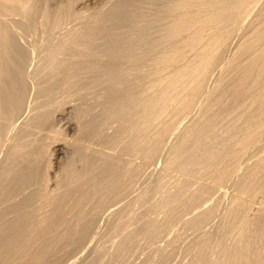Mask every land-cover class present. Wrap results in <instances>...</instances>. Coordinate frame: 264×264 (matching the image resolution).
<instances>
[{"label":"bare ground","instance_id":"1","mask_svg":"<svg viewBox=\"0 0 264 264\" xmlns=\"http://www.w3.org/2000/svg\"><path fill=\"white\" fill-rule=\"evenodd\" d=\"M36 1L38 2L39 0H36ZM40 1H42V0H40ZM32 3H33V1L31 3L29 1V3H28V1L26 2L25 0H0V107H1L0 108V111H2V115H4V114H5V116L7 115V117H8L9 120H11L10 119V116L12 115V117H13V113H15L16 111L20 110L24 106L23 104H25V102H26V101H24V98H26L25 96L27 94L26 91H27V89L29 87L28 86L29 83L27 84L28 80H27V78H25L26 72L24 70L26 69V71H27L28 70L27 69V66H30L29 64H27V62H28L27 60H29L28 63H30L31 62L30 59L32 60V59H35L36 58V57L34 58L35 55H33L37 51V50H35L38 47L36 45V43H35L36 48H35L34 44L33 45L31 44L32 47H34V48L31 47L32 49H30L29 52L27 51V53H26V51L24 52V50L21 51L23 48H19L18 45L16 44L17 42H15V39L17 38V35H19L21 33L19 31V29L21 30V28L24 27L25 32L27 31V33L29 34L30 31H32V30L34 31L35 30V26H39L40 28L42 27L40 25H36V24H38V20L36 18H40L41 16L40 17H34V15L36 14V12L34 14L35 9H34V11L32 9L33 12H31V9H29L32 6L33 7H37V6H34V5H32L31 7L28 6V4L31 5ZM39 5L40 4H38V7H39ZM145 5H146V7L148 6V9H152V10L154 9L153 10L154 12L152 10L150 12V10L146 9L145 8ZM41 6H43V4ZM67 7H66V9H67ZM39 9L41 11L44 8L43 7L42 8L40 7ZM111 9H113V8H111ZM28 10H30V11H28ZM48 10H49V7L46 10L48 12V15L46 13H44V14H46L47 17L46 16H43V15H42V17L44 19L47 18L48 20H53L54 21L55 19H52V14L49 13L50 11H51V13H53L52 12V9L49 10V11ZM72 10H69V11L66 10L65 11L66 14H63V15H65V17L63 16V18L65 19L66 16L68 18L69 16L73 15L74 14V10H73V12H72ZM40 11H39V15H40ZM44 11H45V9H44ZM58 12H60V11H58ZM25 14H27V15H25ZM60 14L61 15L59 17H62V13H60ZM75 14H76V12H75ZM6 15H23V18L24 19L26 18V19L19 21L15 17L17 19V21L16 22H13L12 19L14 17L11 16L13 18L10 19V16L7 17ZM39 15H37V16H39ZM54 15L57 16V18H58V15L59 14L58 15L53 14V17H54ZM74 17H77V16L75 15ZM67 18H66V20H67ZM64 19H62V20H64ZM82 19H83V17H82ZM110 19L111 20H114V21L116 19L115 22L113 21V23H115V24L118 23V20L119 19H122V23H123V21L124 22L127 21V22H129L127 24H130V28L128 26L127 29H129V30H127V31L124 30V31H126V33H124V32L123 33H121V32L118 33L115 30H114V32H116V33H114L112 30L108 29L109 30V33H110V31H112L113 33H111V35L108 33L109 35H108L107 38H109V37L110 38H109V40L107 39L108 40L107 43L108 42L109 43H113V45H112L113 47L110 46V49L109 50L104 47V51L106 53H104V54L101 55V54L96 53L94 51V48L97 47V46H94V42H95V44H97V41L99 40L97 38V35H98L99 32H97V31H100L101 34H102V32H105V30L107 31V29L104 30V28H105L106 25H107L106 27H108V25H109L108 21ZM10 20H12V21L10 22ZM35 20H36V22H35ZM45 21H46V19H45ZM57 21H58V19L56 20V22ZM12 22H13V24H14L15 27L14 26L13 27H10ZM56 22H55V24H56ZM96 22L97 23L95 24V26L93 27V29L91 27L89 28V30L91 29V32H89V34H87L88 33L87 32L86 33L87 35L85 34V35L79 36V34H80L79 31L80 30L79 31L76 30V32L77 31L79 32L77 36L75 35V32H74V35L76 36V37H74V39L73 38L70 39L72 37V35H70V34H72L73 32L69 34L71 37L70 36L67 37L66 35H64V36H66V38H65V41L66 42L70 40L69 41L70 43L69 42L67 43L68 46L65 45V46L62 47V45L63 44H66V43L64 42V40L61 37L60 38L61 40H59L61 42H59V43H63V42L64 43L61 44L60 47H59V44L56 47L58 50H59V48L62 47L60 49V51H58L57 49H55L54 46H53L54 48H52V50L50 49L51 47L48 48L49 50H51L53 52L54 57L53 58H50L49 57L52 61L49 60V62L47 61V63L45 61V63L47 65H43L45 63H43V61H42V63H43L42 65H43V67L45 69L47 67H48V69H51V70H48L47 69L48 71H53V70L55 71V70H57L59 68L58 66L67 63V62L64 63V61H62V60H65L66 57H68V55L65 57V59L62 57L63 59L61 61L63 63L62 62H59V60L57 59V58L60 57V55L64 56V53L67 50L69 51L72 48V46H73V48H75L74 49L75 51L77 50L76 48L83 49V50L80 49V50H77L76 51L77 52V55L81 56V59H83L82 60L83 63H81V65L83 64L84 65V68L82 69V71L84 70L87 73H91L92 76L91 75L88 76L87 74H86L87 76L86 75H83V76H86V77H83L82 76L85 79H88V78L90 79L91 78L90 80L88 79L90 81V83L87 80L88 82H84V83H89V84H87V85L84 84V83L82 84V85L85 86V88H86V89L84 88L85 90L84 89H81V88H83V86H80L81 88L80 87H77V88H79V90L84 91V93H80L79 94V90H76L78 92L73 91V93H72L73 95L72 96H74V98L76 96L75 102L78 100V97L77 96L80 97L79 99H81V98L82 99H84V98L87 99L88 98L87 96H89V95H92V96L94 95L95 97L99 96V98H101L100 97V95H101V96L106 97L107 101L109 100L108 98H110V100H109L110 102L107 103V101H106V103H107L106 104L103 101L104 102L103 103L104 106H102V107L100 106V108H103L104 107L103 108V113L104 114L101 111L102 109L100 110L101 111V115L103 114L105 116V113L106 114H111V112H113V109L114 108L116 109V107H117V112H116V110H115V112H113L114 115H115V116L113 115V117H114L113 119H116L117 122L114 121L111 118L112 115L110 117L109 116H105V120L108 119V118H111L110 120H113L115 124L116 123L118 124L117 126H120V127H118V128H120V131L122 130L121 129V126L125 127V129L123 128V132L124 133L122 132V135L119 133L120 131L118 132L119 129L116 131L117 134L115 132L116 129L113 130V132H115V134L113 136H111V137H114V136L115 137H114L113 140L111 139V141H110V142H113L114 144L112 143V146H111V144L109 143L110 144V147L113 150V151L110 152L111 155H110L109 160L113 161L112 163H114V164L116 163V165L110 164L109 169L112 166H115V167L117 165H121L122 166V164H121V163H123L122 161L125 162L126 168H128L129 164L131 165V166H129V168L130 167L133 168L132 167L133 165H134V168H136V167L138 168L140 165H138V163H139L138 162L137 163V166H135L136 165V162H135L136 160L135 159H137L139 157H140L139 158L140 160H143V159L144 160H147V161L148 160H151V162H152L153 161L152 158L155 155H157L158 152H162L160 150L161 149L163 150V147H165L164 145L168 142L167 140H168V138H170L169 136H172L176 131L178 132V130H180L179 128H181L180 125H182L181 123H183V120L184 119L186 120V118L188 116H191V114L194 113L195 110H197V113H195V116L193 115L192 116L193 118H190V119H192L191 122L190 123L188 122L189 124H186L187 126H184L183 127L184 129L181 128L182 130H180V132L178 134V137H177V139H179V140H177V141L175 140L176 143L173 141V143H175V144L172 143V145H171L172 147L170 148V152L167 150V154L169 153L168 154V157H166L167 158L166 159L167 161H166V164L164 165L165 167H164L161 175H159L158 176V179L155 180L156 183L153 181L154 184L152 185V187H149L150 184L148 186L150 189L152 188V190L154 188L153 191H155V193H156V195L158 197H155V199L152 198L153 195L151 197H149L150 194H151L150 192L152 191V190L150 191L149 188H146V189H148L146 192L144 191L142 194L140 193L141 195L139 197H137V199H135V202L134 201L133 202L136 203L138 207L139 206L140 207H145V208H141V209H143V211L145 209L144 213L137 212L136 210H138V207H136L137 209H134L133 208L134 211H136L137 213H135L133 210H130L131 208L129 209L131 212H129L127 210L126 212L124 211L125 212V213H123L124 215L121 213L120 216L121 215L122 216L119 217L118 221H115V222H120L119 225H122V227H123L122 229L123 230L122 229H118L120 231L122 230L121 231L122 233L116 234L117 236L115 235L116 236L115 237V236H113V234H114V232L116 230L114 231L113 229H114V227H116V229L119 228V227H117L118 224H117V226H115V225H114V227L112 226L113 229H111L108 226L111 230L114 231L113 234L111 235L112 237H110V243H113L114 239L117 240V242H118L119 245L117 244L116 241H114V243L116 242V244L118 245V249H120L118 254L120 256L121 255L122 256L125 255V257L128 256V255L131 256L129 254L131 252L128 253V251L126 252V250H128L127 247H129L127 245L128 244L130 246L133 245V243L136 242V240L138 238V236L137 237H134V234L137 233V232H134L135 231L134 230L135 225L136 226H139V224L141 222H143L145 224V227L144 228L142 226H139L140 227L139 228V232L140 233H141L142 229L144 230V232L142 231L143 233H145V229H147L148 232H146L145 234H148L149 231H151L152 229H153V231H156V229H159L160 228L159 227L160 226L159 225V221L163 222L160 219V217L162 218L163 212L166 211V208L168 207V205L171 202L174 203L175 200H181L182 199V200H184L183 207H185L188 204H190V203L194 202L195 200H197L201 196V193L204 194L203 192L200 191L201 189L204 190V188H205L206 191H207V194H208V188L210 189L212 186L214 187L213 183L211 184L212 186L209 185L210 186L209 187L208 184H207V182H205V180H207V179L210 180L208 177H210V178L212 177L211 180L213 179L212 182H214V183H215L214 180H216V181L218 180L220 183H225L226 182L227 184H229V181L227 182V180L229 178H231L232 175L235 176L233 174L234 172H232L233 171V168H232L233 165H231V163L229 162V161H231V160H229V159H231L230 158L231 153H230V148L229 147L233 143H235V141H237V138L239 139V137H238L239 136V132L241 133V131L246 130V131H244V134H243V132L241 133L243 139H242V137L240 138L241 141H238L237 142V145L238 146L236 145V147L234 148V150L239 147L240 150L237 149V152H239V151L241 152V151L245 150L243 148H248L247 150L251 151V154H252L253 151L249 149V146L252 145L251 147L253 148V146L260 144V154H258V155H260V158H258L257 162H255L254 164L252 162L253 165L249 166L247 168V171H244L243 170L244 173L245 172L246 173L243 176H241L243 178L237 184L238 190L240 189V192L237 193V194L235 193L236 195L233 197L232 205L231 206L229 205V207H231L230 208V212H229V219H228L229 221L226 222V223L229 224L228 225L229 226L228 229H231V231H230L231 234L233 233L232 232V229L233 230H235V229L240 230V231L237 230L239 232V233L237 232V234L239 235L238 239L241 237V240L245 239L244 242L246 240L248 241V239L252 235V238H251L252 241L249 239V242H251V244H250L251 246L250 247L248 246V248H251L252 251H253V248H252L253 247V243L252 242H253V239H254V235H255V237H257L258 232H260L259 233L260 234V237L259 236L257 237L258 239H260V244L257 245L255 243L254 248H256V250H255V252H253V254L255 253L254 254L255 256L254 255H252V256L257 257L258 255H256V254L257 253L260 254V260H259L260 263L259 264H264V0H122V2L118 5V7L115 10H111V11L106 12L105 14H103L101 16V18L98 21L96 20ZM46 23H47V21L44 22V23L42 22V25L43 24H46ZM48 23H51V21H49ZM60 23H61V19L59 20V22H58L57 25H55V26L52 25V27L53 26L55 27V28H53V30L56 29L55 32H57V29L59 30V28H56V27H58V26L61 27L60 26L61 25ZM120 23H119V26H120ZM122 23H121V25H122ZM52 24H54V22ZM62 24H63V21H62ZM127 24H124V28L126 27ZM48 26L46 24L45 27L47 28ZM82 27H83V24H82ZM111 27H113V26H111ZM11 28H17V29L13 31ZM101 28H103V29H101ZM113 29H114V27H113ZM121 29H123V28H121ZM121 29H120V31H121ZM43 30H44V28H43ZM60 30L62 31V27L60 28ZM101 30H103V31H101ZM45 31H46V29H45ZM49 31L52 32L51 30H49ZM73 31H74V29H73ZM81 31L83 32V30H81ZM22 32H24L23 29H22ZM67 32H66V34H67ZM16 33H17V35H16ZM100 33H99V35H100ZM36 34L37 33H35V35ZM82 34H84V32ZM95 34H97V35H95ZM112 34L113 35L114 34H117L116 37L114 35V37H115L114 39L112 38L113 37ZM93 35L96 36V37L94 36L95 39L93 38ZM31 36H33V35H31ZM100 36H102V35H100ZM238 36L240 37V40L237 42L238 44L235 42L237 44L236 46L234 44V46L236 47V52L234 53L233 58L228 59L229 57L226 58V56H227L226 54L228 52V49H229L230 45L233 44L232 41L236 37H238ZM45 37H46V35H45ZM99 38L101 39V37H99ZM111 39H113V41ZM50 40H51V38H50ZM62 40H63V42H62ZM92 40H93V47L91 46L92 45ZM103 40L104 39L102 38L100 40V42L102 41L104 43ZM105 43H104V45H105ZM107 43H106V47L109 44V43L108 44ZM55 45H56V43H55ZM231 47H232V45H231ZM235 47L233 49H235ZM99 49L100 48H98V51L103 52L102 50H99ZM105 49L108 50V51H106ZM25 50H26V47H25ZM27 50H28V48H27ZM55 50H57V51H55ZM75 51H72V52H75ZM68 53H70V52H67V54ZM19 54H20V56H19ZM50 55H51V53H50ZM31 56H33V58H30ZM57 56H59V57H57ZM71 56H73V55H71ZM74 56H76V53H75ZM102 56L103 57H106V60H103ZM39 57H40V55H39ZM59 59H61V58H59ZM68 61H69V59H68ZM32 62H33V60H32ZM79 62H81V61H79ZM79 62H75V63H79ZM34 63H35V61H34ZM36 63H38V62L36 61ZM149 63H151L150 64L151 66L148 65ZM26 64H27V66H26ZM68 64H70V63H68ZM42 65H40V66L42 67ZM76 65L77 64H75L74 66H76ZM146 65H148V66H146ZM53 66H55V67H53ZM24 67H26V68H24ZM144 67H146L148 70L147 69H144ZM44 68L42 69L43 71H41L42 73H40L38 71L40 74H42L41 76L44 75L43 77H45V73L43 74ZM61 68L63 69V67H61ZM64 68H65V66H64ZM66 68H65V70H66ZM76 68L74 69L75 72H73V73H78L79 72V71L76 72ZM79 68L80 67L78 66V69ZM70 69H69V71H70ZM31 70H32V68H31ZM35 70H36V68H35ZM59 70H58V72H59ZM217 70L219 71L220 74L217 73L219 75L217 76L216 80L214 79L215 80V83L209 81V82L213 83V86L214 87L212 86L209 90H211L212 88L213 89L210 92H208V89L205 88L206 86H208L206 84H207L208 80H210L214 76L213 74ZM54 71H53V74H55ZM80 71H81V69H80ZM84 71L81 72V73L84 74ZM132 72H133V74H132ZM49 73H48V75H49ZM60 73H64V72L61 71ZM65 73H66V71H65ZM65 73L63 74V77L64 78L66 76ZM128 73H131V75L129 77L131 78L133 76V78L130 79L129 77H127L128 76L127 75ZM40 74H36L35 73L36 76L34 74H33V76L38 77ZM68 74H72L71 71H70V73H67V75ZM48 75H46V76H48ZM55 75H54V78H55ZM59 75H61V74H59ZM59 75H56V76H59ZM41 76H39V77H41ZM49 77H50V75H49ZM49 77L48 78L45 77L46 79L43 78L44 80L43 79H41V80H43V81L46 82L47 79H50ZM52 77H53V75H51V79H52ZM66 77H68V76H66ZM74 78H71V79H74ZM80 78L78 77V80ZM59 79H62V77H59ZM85 79H83V81ZM37 80H36V82H38ZM63 80H65V79H63ZM66 80H67V78H66ZM66 80H65V82H66ZM78 80L75 81L77 84L80 83V80H79V83L77 82ZM68 81H67V83H68ZM55 82H57V81L55 80ZM71 82H74V80L71 81ZM106 82L107 83L109 82L108 84H110V85L107 88L100 89L101 88V85H104V84L106 85L107 84ZM122 82L126 83V84H124L126 87L122 84ZM62 83H63V81L61 82V86H62ZM44 84H46V83H44ZM48 85H49V83H48ZM122 85L124 86V88H123ZM204 85H206V86L204 87ZM38 86H39V84H38ZM61 86H59V87H61ZM111 86H113L114 89L111 88ZM67 87H69V86H67ZM71 87L72 86H70V88ZM39 88H41V87H39ZM62 88L65 89L63 86H62ZM205 89L207 91H205ZM67 90L69 91V88ZM72 90H74V89H71L69 93H71ZM45 91H47V90H45ZM51 91H53V89ZM57 91H58V89H57ZM54 92H53V94H55ZM46 93H48V91ZM74 93L75 94L78 93V95L77 94L75 95ZM48 94L50 95L51 93L49 92ZM53 94H51V95H53ZM59 94H60V97H63V96H61L62 94L63 95L64 94L67 95L68 93H66V92L65 93L59 92ZM107 94L109 96H107ZM80 95L83 96V97H81ZM53 96L55 97L56 95H53ZM68 97H69V101H70V98L71 97L70 96H68ZM95 97H93V98H95ZM7 98L10 100V102H9V100ZM50 98H51V96H50ZM91 99H92V97H91ZM106 99L104 98V100H106ZM50 100H52V98ZM54 100L55 99H53L52 101H50V103H52V105H55L56 103L60 102V101H56L55 100L56 103L53 104V101ZM62 100H64V99H62ZM95 100H96V98H95ZM102 100H103V97H102ZM102 100H101V103H102ZM6 101H7L8 104H6ZM80 101H82V100H80ZM94 101H92V102H94ZM66 102H68V101H66ZM86 102H88V99L86 100ZM79 103L77 101V104H79ZM56 105H58V104H56ZM66 105H68V104H66ZM83 105L84 104H82V106ZM86 106H87V104H86ZM88 106L86 107V109L87 108H90L92 105L90 107H88ZM85 107L83 109H85ZM92 107L96 108V106H94V105ZM45 109H46V107H45ZM83 109L81 111H83ZM91 110H93V109H91ZM97 111H98L97 108H96V110H93V112H97ZM9 112H11V114H9ZM62 112H64V111H62ZM20 113H19V115H20ZM83 113L84 112H82L81 114L83 115ZM85 113H87V112H85ZM15 115L17 116V114H15ZM93 115H96V114L93 113ZM101 115H100V117H101ZM83 116L85 117L86 115H83ZM87 116H90V115L87 114ZM14 117L12 119H14ZM81 118H83V117H81ZM103 118L104 117H102L101 119H103ZM67 119L68 118H64L63 117L62 121H64V125L67 124L66 125V128L72 130L74 128V127L72 128V123L73 122L72 121L70 122ZM87 119L84 118L83 120H87ZM89 119L93 120L92 118H89ZM88 122H87L88 123L87 124L84 121V123H85V124L83 123L84 130H86V126L90 124V121H88ZM108 122L109 121H104L102 124L108 123ZM110 123L112 124V121ZM114 123H113V126L115 125ZM102 124H101V126H102ZM91 125L92 124H90V126H88V129H90L89 127H91ZM117 126H115V127H117ZM97 128H100V127H96V129H95L96 131H97ZM0 130H2V129H0ZM93 130H94V128H93ZM90 131H92V129H90ZM98 131H100V130H98ZM103 131L105 133H107V131H105V130H103ZM2 132L0 131V133H2ZM102 133L100 131L99 134H101V136H102ZM99 134L97 135V138L99 137ZM3 136H4V133H3ZM87 136H90V135L87 134ZM93 136H94V134H93ZM108 139H110V138H108ZM171 139L172 138H170V141H171ZM92 140L95 141L94 138L91 139L90 141H92ZM100 140L101 139H99V141ZM103 141L105 142V140H103ZM105 146H107V145H105ZM231 147H234V145L231 146ZM17 148H16V150H17ZM122 148L125 150V152L126 151L128 152L127 155L129 154L132 157V158L128 157V159L130 158L129 161L127 159H126L127 160L126 161L125 159L122 158V154L120 153V151L122 150ZM254 150H256V149H254ZM56 151L61 152L62 149L61 148L60 149H56ZM245 151H243V152H245ZM122 152H123V150H122ZM233 152H234L233 154H235V155L238 154L236 151H233ZM110 153H108L106 155H109ZM158 154H160V153H158ZM14 155H16V154H14ZM19 155H21V154H19ZM242 155H244V153ZM245 155H247V154H245ZM126 157H124V158H126ZM141 157H143V159ZM231 157H232V160H233V156L232 155H231ZM236 157L238 158L239 156H236ZM17 159H19V158H17ZM105 159H106V157H105ZM238 159H240V161L242 162V158H238ZM243 159H244V156H243ZM86 160H87V158H86ZM144 160H143V163H145ZM94 161H96V160H94ZM231 162L232 163L233 162L236 163L238 161H231ZM245 162L248 163V160H245ZM30 163H32V162L30 161ZM96 164H97V162H96ZM106 164L108 165V163H106ZM125 164H124V166H125ZM238 164H239V162H238ZM238 164L236 163V165H238ZM102 165L103 166H101V167H103V169L105 170V172H106V170H107V172L113 170L112 168H111L112 170L107 169L106 167H104V164H102ZM141 165L143 166L142 163H141ZM228 165L231 166L232 171L230 170L231 168ZM236 165H235V168H234L235 170H236ZM239 165H241V163ZM242 165H243V162H242ZM25 166H24V168L25 169L27 168V169L26 170L24 169L23 172L20 173V175L18 177H15L16 180L15 179H10L11 182L8 183V185L10 187L12 186V184L10 185V183H12V180H13V182L15 180V183L13 184L14 187L12 186L11 191L8 190L6 192L7 194H4L5 196H3V197L4 198L6 197V199H4L3 197L2 198L0 197V199H1L0 201L3 203V205L5 204L4 206L6 208V212L7 211L10 212V214L8 212V215H7V213L4 212L5 209L4 208L2 209L0 207L3 210L2 211L0 209V213H1L0 216L3 217V221H0V225L2 226L4 224L3 226H4V229H5L3 231L2 230L3 228H0V231H2V232H0L1 233V235H0V250L4 254L1 251L0 252H1V255L3 254V256L6 257V258L7 257H10L11 251H9L10 253H9V256H8V253L7 252H4V250L6 249L5 251H8L7 249L9 248L8 246H10V245L13 248L16 245H22L21 248H18L17 250L13 251L14 254L11 253L12 254L11 255L12 257H13V255H16V252H17V254L20 253L19 256H21V255L23 256L24 253H22V252H24V251H25V254L29 251L27 253L28 254L27 256H29L30 253L32 254L33 253V249L31 247H35V242L34 241H36L35 240L36 239L35 235L37 234V232H35V230H33V229H36L34 227H37L38 228V227H41L42 226L41 228H44L48 224V222H47V224L46 223H43V222H44V219L46 218V216L50 213V210H47L48 211V214H46V215L44 213H41L43 211L40 212L41 215L43 214L45 217L42 215V218L41 217L40 218L43 219V221L40 220L39 222L37 221V220L40 219V218L37 219L38 218L37 217L38 216L37 214L39 212L35 211V209L37 208V206L40 203V201H42L40 199L41 198H44V197H42V193L40 192V190L42 189V187L40 186L41 189L38 187L39 186V177H41L40 176L41 174H39L40 172L39 173L37 172L36 168L34 169L36 172H33V170H31L30 167H25ZM98 166L100 167V165H98ZM142 166H141V168H142ZM10 167H11V165H10ZM22 167H20V168L22 169ZM31 167H34V166H31ZM119 167L120 166H118V167L115 168L118 171V174H117L118 176L120 175V172L117 169ZM95 168H97V167H95ZM245 168L246 167H244V169ZM12 169H13V167H12ZM18 169H19V167H18ZM28 169H29V171H28L29 174L28 173L26 174V172H27ZM90 169H92V168H90ZM121 169H122V167H121ZM130 169H128V170H130ZM237 169H238V167H237ZM241 169H242V167H241ZM5 170H7V169H5ZM8 170L11 172V168L8 169ZM8 170H7V173L5 171V173H6L5 174L6 175L5 176L6 179H7ZM80 170H81V168H80ZM101 170H102V168H101ZM101 170L99 169V171H101ZM104 170L101 171V173L103 172L102 174L105 173ZM128 170L126 169V171H128ZM136 170H139V169H135L134 172H136ZM13 171L14 170H12V172ZM17 171L19 172V170H17ZM17 171H16V173H13L14 176H15V174L17 176ZM126 171H123V172L121 171L122 172V174H121V177L122 178L125 177V175L123 176V174H126L127 175V173H129V171L128 172H126ZM141 171L143 173L144 170L140 169V172ZM238 171H239V169L237 170V172ZM124 172H126V173H124ZM72 173H73V171H72ZM74 173L72 174V176L75 175ZM93 173L95 174L94 170L92 171V174L91 175H93ZM101 173L99 175L98 174H95L94 176L95 177L98 176V178H99V176L102 175ZM235 173H236V171H235ZM88 175L86 177L87 183L90 182V181H93L92 186L90 187V189H88L87 187H85V184L83 185L81 183L82 185L78 186L79 189H78V187L75 186L76 189H77L76 191L78 193L76 191H72L75 188L71 190V194H74L76 196V197L74 196L75 199H76V200L74 199V201H75L74 203H77V205H74L72 203V205L76 206V208L78 206L82 205L81 203H83L85 201L88 204V202L91 200V198H93V196H95V198H96V196L98 195L99 196L98 198H101V197H103V196L106 195V194L105 195H101L100 194L101 195V197H100V195L97 194L98 192H96V191H98L97 189L99 187H102V185H104V188H105V184H102V183L105 182L103 180L106 177H104V176L102 177L101 176L102 178L100 177L101 178L100 180H102V181L99 182V181L96 180L97 178H95L93 176H88ZM67 176L68 175L66 174V178H67ZM82 176L84 177V175H82ZM118 176H116V179H117ZM140 176H141V174H140ZM41 178H42L41 181L43 179H46L45 176H44V178L43 177H41ZM68 178H69V176H68ZM68 178H67V180H65L66 182L71 179V178L70 179H68ZM73 178H72V180H73ZM137 178H138V176H137ZM232 178H234V177H232ZM78 179H80V178H78ZM7 180H9V179H7ZM72 180H71V184H72V182H74ZM126 180H127V177H126ZM43 181L45 182V180H43ZM43 181H42V184H43ZM81 181H82V179H81ZM108 181H106V186L108 185V183H107ZM112 181L110 180V183ZM119 181H121V180H119ZM6 182H8V181H6ZM60 182H62V181H60ZM153 182H150V183H153ZM210 182L211 181H209V184H210ZM48 183H49V180H48L47 184ZM79 183H80V181H79ZM85 183H86V180H85ZM117 183H119V182H117ZM68 185H69V183H68ZM111 185H112V183H111ZM117 185H120V183L117 184ZM33 186H35V187L37 186L34 189V193H36V194L38 193L39 196L35 194L36 195V198H34L33 195L31 196V194H30L31 187H33ZM128 186H129V184H128ZM216 186H218V184ZM221 186H222V184H221ZM223 186L225 188V185H223ZM234 186L232 185V187H234ZM125 187H127V186H125ZM28 188L30 189L29 195L27 193L28 190H29ZM43 188L45 189L46 187L43 186ZM69 188H70V186H69ZM104 188H102V189L100 188V189L105 192V190H103ZM106 188L105 189L108 190V187H106ZM216 188L218 189V187H216ZM216 188H215V190H216ZM220 188L222 189L223 187H220ZM48 189L49 188H47V191H49ZM109 189H111V188H109ZM122 189H123V187H122ZM212 189H211V192L213 193ZM38 190H39L40 194H39ZM66 190L64 192H68L69 189L67 188ZM114 190H115V188H114ZM93 191H95L96 193H94ZM153 191H152V193H153ZM219 191H220V189H219ZM256 191L260 192V206H259L260 208L258 207L260 209V212H259L260 215L257 212V214L260 216V219H259L260 220V223L257 222V221H255V220H257L255 217H254V221L257 222V223H259L258 225L260 226V230H257V229H259V226L258 225H257L258 228L255 225L256 228H257L256 230L254 229V227L252 229L251 226H254L253 223H252L253 220L251 221V223H252V225H251L250 224V221H249L250 219L248 220L249 217L246 216L247 213H248V211L250 212L251 208L254 211L252 205H256V204H253L252 203V200L250 199V197L253 194H255ZM9 192L11 193V195H10ZM110 192H112V191L109 190V193ZM199 192H201L200 195L198 194ZM209 192H210V190H209ZM14 193L17 194L19 197H21V196L22 197H25L24 198V201H22V205L21 206L19 205V202H18V199L19 198L14 201L13 198L16 196ZM60 193H63V191L60 192ZM91 193H94L93 196L91 195L92 197H90V194ZM123 193H125V191ZM127 193H125L126 196L128 195ZM214 193H215V191H214ZM51 194H53V192ZM65 194L63 195L64 197H65ZM118 194H120V193H118ZM197 194H198L199 197L197 196ZM9 195H10L11 198L14 196L12 198L13 201L11 202V203L15 202V203H13L14 205L12 204L13 206L11 204H9L12 199H10V200L8 199L7 200V196H9ZM47 195L48 194H45V191H44L43 196H45V198H46ZM111 195H110V197H111ZM245 195L247 197H245ZM18 196H16V197H18ZM30 196L33 199H31ZM120 196H122V195H120ZM53 197H50V199H52V198L53 199L52 200H49V202H50V204L52 203V206L56 207L55 206L56 204L54 205V203L55 202L57 203V201H58L59 198L56 201L55 199L57 198V196L53 195ZM38 198H39L40 201L38 200ZM88 198H90V200H88ZM98 198H96L95 200L97 201ZM150 198H152V199H150ZM206 198H208L207 195H206ZM35 199H37V200L35 201ZM104 199H106V198H104ZM122 199H123V197H122ZM122 199H120V200H122ZM202 199L204 200L203 197H202ZM4 200L6 202H4ZM47 200H48V196H47ZM60 200L61 199H59V202L61 203L62 200L61 201ZM100 200H102V199H100ZM7 201H9L8 202V204L10 205L9 208H8V205H7ZM37 201H39V203ZM51 201H54V202H51ZM91 201H93V200H91ZM103 201H105V200H103ZM1 202H0V204H1L0 206H2V203ZM16 202H18L17 205H16ZM101 202H100V204H101ZM199 202H200V200H199ZM199 202H198V204H199ZM62 203H64V202H62ZM89 203L91 204V202H89ZM92 203H94V201ZM201 203H204V202H201ZM106 204L105 205L103 204V205L106 206ZM181 204H182V202H181ZM40 205H42V202H41V204H39V207H38L39 209H41V206ZM59 205L60 204L58 203V207H59ZM92 205H89V206H92ZM16 206H18L17 207L18 209L20 207L21 208L18 210L16 208ZM42 206H44V204ZM45 206L47 207V204ZM45 206L43 207V209H45ZM10 207H11V209H10ZM13 207H14L15 210L13 209ZM93 207L94 206H92L91 208L93 209ZM173 207H174V205H173ZM169 208H170V206H169ZM176 208H177V206H176ZM190 208H191V206H190ZM197 208L199 209L200 206L197 207ZM254 208H255V206H254ZM258 208H257V210H258ZM16 209H17V211H18L19 214L17 213ZM39 209H36V210H39ZM92 209H91V212H92ZM141 209H139V211H142ZM181 209H183V208H181ZM176 210L177 209H175V211ZM12 211L13 212L16 211V213L18 214V216L19 217L21 216L19 218L20 220H21V218H22V220L24 219L23 222L25 223V225H26V222H27L25 220V218L28 219V215L30 216L29 217L30 219L32 217V219L35 221L36 224H38L40 222H42L43 225L45 224L44 227H43V225L41 223H40V226H39V224L36 226V225H34L35 224L34 221H29V222H31V223H29V225H32V223H33V225L31 226L33 228V229L31 228L33 230V232H30L31 233L30 234L31 238H32L33 234H35L34 237H33V239L34 238L35 239L34 240L32 239L33 241L30 240V237H28L29 234L26 235L29 239L24 235V233H22L23 234V236H22L21 232L25 228V227H23L25 225H23L24 223L17 218V215L16 214L13 213V217L15 219L17 218V220H15L13 218L12 221L9 222L10 224L9 225L7 224V226H6V224H5L6 219L8 220V218L6 216H9V215L11 216V212ZM33 211H34V214L37 212L36 213L37 216L33 214L35 216V219H34V216L31 215L33 213ZM88 211H90V210H87L86 211L87 214H88ZM113 211H114V209H113ZM188 212H189V210H188ZM207 212H208V210H207ZM210 212H209V214H210ZM2 213H4L3 216H2ZM40 213H39V215H40ZM45 213H47V212L45 211ZM159 213H161L162 216ZM177 213H179L178 210H177ZM177 213H175V214H177ZM184 213H187V212L184 211ZM89 214H91V213H89ZM15 215H16V217H15ZM82 215H83V213H82ZM82 215L80 216V214H79L78 217L80 216L79 218L81 219ZM167 215H168V213H167ZM202 215H203V213H202ZM176 216L178 217V214ZM209 216L211 217V215H209ZM4 217H6V218L4 219ZM48 217H49V215H48ZM62 217L64 219L65 215L62 216ZM78 217H76V219ZM210 217H209V219L208 218L207 219L210 220ZM166 218L168 219V217H166ZM179 218L177 220H179ZM257 218H259V217L257 216ZM49 219H52V218H49ZM157 219H159L158 222H157ZM173 219H174L173 221L176 220L175 218H173ZM197 219H202V217L201 218H197ZM79 220H77V221H79ZM94 220H95V218H94ZM98 220H99V218H98ZM202 220H199V221L201 222ZM46 221H48V220H45V222ZM52 221H50V223ZM74 221H75V218H74ZM77 221H76V223H79ZM13 222L16 223V224L14 223L15 227L12 224ZM86 222L85 223L89 225L88 220H86ZM170 222H171V220H170ZM177 222H179V221H177ZM195 222H196V220H195ZM195 222H194V224H195ZM197 222H198V220H197ZM248 222H249V224H248ZM20 223H23V224L19 225ZM91 223H93V222H91ZM97 223H98V221H97ZM174 223L175 222H173V224ZM204 223H202V225H204ZM243 223H244V225H243ZM56 224H58V223H56ZM72 224L74 225V223H72ZM185 224H187V222ZM54 225H52V226L55 227ZM63 225H62V227H63ZM188 225H189V223H188ZM198 225H199V222H198ZM242 225L244 226V229H242ZM249 225H250L251 230L257 231V234H255V232L254 233L252 232L254 235L253 234H251V235L248 234V233L251 232V231H249L250 230L249 229ZM78 226H82V224L81 225L78 224ZM95 226H96V224H95ZM95 226H93V227H95ZM156 226H158V228ZM239 226H240V228H239ZM247 226H248V228H247ZM73 227H75V225ZM93 227L91 225V228H93ZM161 227H162V230H163V227L164 226H161ZM185 227H184V229H185ZM193 227L195 228V225ZM82 228H86L84 230H86L87 232L88 231L91 232V230H89L90 227L88 229V227H86V225H85V227L82 226ZM82 228H78V229H81L82 230ZM132 228H133L134 231L132 230ZM166 228H167V226H166ZM57 229H58V226H57ZM76 229L77 228H75L73 231L75 232ZM241 229H242V231H241ZM247 229H249V230H247ZM25 230L26 229H24V231ZM197 230L199 231V229H197ZM226 230H227V228H226ZM109 231H108V233H109ZM131 231L134 232V234ZM136 231H138V230H136ZM194 231H196V230L194 229ZM198 231H197V233H198ZM219 231H218V233H219ZM223 231L221 230V232H223ZM25 232H29V230L28 231L26 230ZM81 232H82V234H84V236L87 234V233H83V231H81ZM117 232L118 231H116L115 233H117ZM158 232L160 234V231H158ZM189 232H190V230H189ZM215 232H217V231H215ZM68 233L70 235H72L70 232H68ZM162 233H164V232H162ZM184 233H186V232H184ZM234 233H236V232H234ZM154 234H157V231ZM154 234H152V236H154ZM224 234H227V233L224 232ZM50 235H51V232H50ZM75 235H76V233H75ZM91 235H93V234H91ZM136 235H138V233ZM143 235L144 234H142V236ZM203 235H205V234H203ZM222 235H220V236H222ZM77 236H78V234H77ZM185 236H186V234H185ZM220 236L218 235V240H219V237ZM247 236H249V237H247ZM75 237H73V239ZM79 237H80V240L78 239V237L76 239L79 240L80 243L81 242L84 243L86 241L85 238L86 239L88 238V237H84L82 239L80 235H79ZM105 237H106V235H105ZM113 237H114V239H112L113 240L112 241L111 238H113ZM130 237H133V238H130ZM146 237H147V235H146ZM150 237L151 236H149V238ZM157 237L158 236H156V238ZM201 237L202 236H200V239H201ZM215 237L217 238V235ZM235 237H237V236L234 234V238ZM246 237L248 239H246ZM46 238H48V237L46 236ZM129 238H130V240H129ZM139 238L141 239L143 237L140 236ZM152 238L153 237H151V239ZM20 239H22V240L20 241ZM39 239H40V237H39ZM39 239H38V242L41 240V239L40 240ZM148 239H147V241H148ZM198 239H199V237H198ZM210 239H211V237H210ZM223 239H224V237H223ZM228 239L231 240V238H228ZM44 240H42V241H44ZM47 240H45V243H49V242L52 241V240H48L49 242H47ZM127 240H128V243H127ZM208 240H209V236L207 237L206 241L209 242ZM235 240H236V238H235ZM15 241L20 242V243H16ZM27 241L28 242L30 241L29 243H31V244H29V247L32 249V252H30L31 251L30 248H29L30 250L26 251L27 248H28ZM72 241H74V240H72ZM139 241L140 240H138L137 243ZM141 241H142V239H141ZM206 241H205V243H206ZM236 241L234 243L232 242L235 246H236V244H235ZM98 242H96V243H98ZM149 242L152 243V242H155V241H152L151 242L149 240ZM223 242L225 243V241H223ZM244 242H242V243H244ZM254 242H258V240H255ZM14 243H16V244L13 245ZM32 243H34V246H32ZM100 243H101L102 246L104 245L103 246L104 247L103 251H104L107 248L108 245L105 246V244H107V243L104 244V242H101V241H100ZM130 243H132V244H130ZM140 243H139V246L138 247L135 246L137 249L141 246ZM142 243H143V241H142ZM155 243H157V242H155ZM212 243H213V241H212ZM229 243H230V241H229ZM239 243L241 244L240 241H239ZM239 243L237 244V246L235 248L230 247L229 245H231V244H229V245L226 244V245L222 246V252H221V254H223V256L226 258V260H228L230 258V260L232 259V260L236 261V263H235L233 261H229L228 260L231 264H233V263L234 264H238L240 262H242V264H243V262H244V264H247V263H245V261H246L245 259H246V256L249 254V252L246 253L247 255L245 254V252L243 253V247L242 246L239 247L238 246ZM36 244H37V242H36ZM70 244H68V245L70 246ZM143 244H145V241H144ZM245 244H247V243H245ZM38 245H40V244H38ZM134 245H136V244H134ZM146 245H143V247H145ZM173 245H175V244H173ZM234 245H232V246L234 247ZM69 246L66 247V248H69ZM102 246L100 248V245H99V248L98 249H100V250H98V251L96 250L98 253L94 251L96 253V255H98L100 253L99 251H102ZM148 246H146V247H148ZM205 246L206 245H204V247ZM215 246H217V245H215ZM215 246L213 245V247H215ZM110 247L108 249H110ZM113 247H114V245H113ZM113 247H111V248H113ZM218 247H219V245H218ZM220 247H221V245H220ZM244 247H245L244 248V250H245L246 249V246H244ZM257 247L259 248L260 253H259V251H257ZM76 248L74 250H76ZM152 248H154V247H152ZM156 248H155V250H157V252H158V249H156ZM173 248H175V247H173ZM35 249H36V247H35ZM131 249H132V247L130 248V250ZM168 249H171V248H168ZM172 249H171V251H172ZM211 249H212V247H211ZM211 249H209L208 252H210ZM115 250H117V249H115ZM141 250H143V249H141ZM150 250L151 249H149V251ZM155 250H153V251H155ZM173 250H175V249H173ZM200 250H198V251L199 252H202V250L201 251ZM230 250H232L231 253H230ZM81 251H79V252H81ZM123 251H125V252H123ZM134 251H132V252H134ZM214 251L217 252V250H214ZM248 251H249V249H248ZM104 252H106V251H104ZM110 252H108V253H110ZM159 252H161V251H159ZM206 252H204V254H202V257L201 258H198V259L199 260L201 259L202 261H204L205 264H212V262H209V260H210V258H208L209 257L208 256L209 254L208 253L206 254ZM228 252L230 254H228ZM5 253L7 255H5ZM34 253L36 254V252H34ZM95 253H94V255H95ZM124 253H126V254H124ZM134 253H136V252H134ZM144 253H142V254H144ZM148 253H147V255H148ZM153 253H156V252H153ZM153 253H151V254H153ZM163 253L164 252H162L161 254H163ZM170 253L171 252H169V254ZM33 254L31 256H33ZM54 254H56V253H54ZM103 254L105 255V253H100V256L99 255L98 256L101 258V256ZM226 254H228V257L229 258L226 257ZM113 255L116 256L115 253ZM134 255L132 253V256H134ZM159 255H160V253H159ZM25 256L22 258V260L25 258V260L27 261V264H28L29 260H27L26 259L27 256L26 257ZM98 256H97V258H98ZM122 256L120 257L121 260L123 258H125V257L122 258ZM155 256H157V254H155ZM155 256L154 257L152 256V258H154L153 259L154 261H156L159 258V256H158V258L156 259ZM211 256H212V254H211ZM75 257H77V256H75ZM105 257H103L102 259H104ZM135 257H137V256H135ZM194 257L197 259L196 256H194ZM214 257L216 258L215 255H214ZM214 257H212L211 259H213ZM248 257H250V256H248ZM0 258H1V256H0ZM100 258H98L95 261H99V263L102 262L100 260ZM115 258L117 259L118 257H115ZM152 258H150L149 261H151ZM167 258H169V257H167ZM257 258H259V257H257ZM120 259H118V261L117 260L116 261L119 262ZM126 259H127V257H126ZM5 260H8V259H5ZM25 260H23L22 263L20 261V264L26 263ZM91 260H89V261H91ZM127 260H129V259H127ZM226 260H222L221 259V262L220 261H217V262H220L219 264H230V263H227ZM249 260L252 261V259H249ZM257 260L258 259H254L253 258L254 263L257 262ZM0 261H2V263L0 262V264H4L5 263V262L3 263V258L0 259ZM113 261H114V259H113ZM116 261H115V263H116ZM134 261H136V260H134ZM159 261H160V258H159L158 262ZM202 261H200V263H202ZM35 262H34V264H35ZM91 262L93 263L94 261H91ZM131 262H133V260L130 261L129 263H131ZM213 262H215V261H213ZM247 262H249V261L247 260ZM125 263H126V261H125ZM144 263H145V261H144ZM155 263H153V264H155ZM200 263L198 262V264H200ZM254 263H252V264H254Z\"/></svg>","mask_w":264,"mask_h":264},{"label":"rangeland","instance_id":"2","mask_svg":"<svg viewBox=\"0 0 264 264\" xmlns=\"http://www.w3.org/2000/svg\"><path fill=\"white\" fill-rule=\"evenodd\" d=\"M26 2L28 1V3H29V1H30V3L33 1V3L31 4V5H29L28 4V6L29 7H31L32 5H34V6H37V7H31V8H29V9H31V12H33L34 11V9H35V11H34V14H35V12H36V14L34 15V17H42V15L43 16H46V14L48 15V12L46 11L47 10V8L49 7V10H51L52 9V12L53 13H51V11L49 12L50 14H52V19H55L54 21L53 20H48L47 18H45L46 19V21H47V28L45 27L46 26V24H43L42 25V22L44 23V22H46L45 21V19L42 17H40V18H36L37 20H38V24H36V25H40V26H42L41 28L39 27V26H35V30L33 31H30L29 32V34L27 33V31L25 32V29H24V27L23 28H21V30L19 29V31L21 32L19 35H17V33H16V35H17V38L15 39V42H17L16 44L18 45V47L19 48H23L21 51H23L24 50V52L26 51V53H27V51L29 52V50L30 49H32V48H34V47H32V45L34 44V46H35V48H36V45L38 46L37 47V49H35V50H37L36 52H35V54H33V55H35L34 56V58L36 59H32L33 60V62H32V60L30 59V63H28L29 62V60H27L28 62H27V64H29L30 66H27V64H26V66H27V71H26V69L24 70L25 72H26V75H25V78H27V80H28V82H27V84H28V89H27V94H26V98H24V101H26L25 102V104H23L24 106L20 109V110H18V111H16L15 113H13V117H14V119H12L13 117H12V115L10 116V119L11 120H9L8 119V117H7V115L5 116V114L4 115H2V111H0L1 113H0V129H2V130H0L2 133H0V197L2 198L3 196H5L4 194H7L6 192L8 191V190H10L11 191V189H12V186H13V184L15 183V177H18L19 175H20V173H22L23 172V170L25 169L24 168V166L25 167H30L31 168V170H33V172H36L34 169L36 168V170H37V172L39 173V174H41L40 176L41 177H43L44 178V176L46 177V179H43V180H45V182L43 181V184H42V181H41V177H39V188H40V186L42 187V191L40 190V192L42 193V197H44V198H41L40 200H42V201H40L39 200V198H38V200L40 201V203H39V201H37L39 204H41V202H42V205L44 204V206L47 204V207L45 206V209H43V207L44 206H42V205H40L41 206V209H39L38 207H39V204H38V206H37V208L36 209H39V210H36L35 209V211H37V212H41V211H43V212H41V213H44L45 215L46 214H48V211L47 210H50V213L48 214L49 215V217H48V215L46 216V218L44 219V222L43 223H46L47 224V222H48V224L45 226V224L43 225L42 224V222H40L42 225H43V227L44 228H41V227H34V228H36V229H33L31 226L33 225V223H32V225H29V223H31V222H29V221H34L33 219H32V217H31V219L29 218L30 216L28 215V219L27 218H25V220L28 222H26V225H25V223L23 222V220H22V218H21V220L19 219L20 217L18 216V211H17V207L18 206H16V211H17V213H16V211L15 212H11V216L9 215V216H6L7 218H8V220L6 219V222H5V224H6V226H7V224L9 225L10 223V221H12V219L14 218L13 217V213L14 214H16L17 215V218L20 220V221H22L23 223H20L19 225H21V224H23V225H25V226H23V227H25L24 229H26L27 231L29 230V232H25L24 231V229H23V231L21 232V234L22 233H24V235L26 236V235H28L29 234V236L28 237H30V240H32L33 239V237H34V235L35 234H33V236H32V238H31V236H30V232H33V230H35V232H37V236L35 235V237H36V241H34L35 242V247H36V249H35V247H31L32 249H33V253L34 252H36V254L34 253H32L33 254V256H31L32 254L30 253L29 254V256H27L28 254V250H30L31 248L29 247V244H31V243H29L28 241H27V243H28V248H27V250L26 251H28L26 254H25V251L24 252H22V253H24L23 254V256L21 255V256H19V254H17V252H16V255H13V257L11 256L12 254L11 253H13V251H15V250H17L18 248H21V246L22 245H16L14 248L10 245V246H8L9 248L7 249L8 251H5L4 250V252H7L8 253V256H9V251H11V253H10V257H4L3 256V254L1 255V252H0V256H1V258L0 259H2L3 258V263L4 264H17L18 262V264H20V261L22 260V258L25 256L26 257V259L27 260H29V262H28V264H34V262H35V264H87L88 262V264H91L92 262L91 261H94L92 264H95L96 262L98 263V264H124L125 263V261H126V263L127 264H153V263H155L156 261V263L155 264H198V262L200 263V261H202L201 259L199 260L198 258H201L202 257V254H204V252H206V254L208 253L209 255V257L208 258H210V260H209V262H212V264H219L220 262H221V259L222 260H226V258L223 256V254H221V252H222V246H224V245H229V244H231V245H229L230 247H232V248H235L236 246H237V244L239 243V241L241 242V244L239 243V247L240 246H242L243 247V253L245 252V254L246 253H248L249 252V254L246 256V261H245V263H254V261H253V258L254 259H258L257 260V262H255L254 264H259L260 263V254H258L257 252V254L256 255H258L257 257H259V258H257V257H254L255 255V253L253 254V252H255V250H256V248H254V245H255V243L257 244V245H259L260 244V239H258L257 237L259 236L260 237V232H258V234H257V231H255L257 228H258V224L260 223V192H258V191H256L255 192V194H253L251 197H250V199L252 200V203L253 204H256V205H252L253 206V209H254V211L252 210V208H251V210H250V212L248 211V213H247V217H249L248 218V220L250 221V224L252 225V223H253V225L254 226H251V228L253 229V227H254V231L253 230H251V228H250V225H249V229H247V230H249V231H251L250 233H248L249 235H251V234H253L254 232H255V234H257V237H255V235H254V239H253V251L251 250V248H248V246L250 247L251 245V242H249V239L252 241V235L250 236V238L248 239L247 237H249V236H247L246 237V239H248V241L246 240L245 242H244V240L245 239H243V240H241V237L238 239V237H239V235L237 234V232L238 231H240V230H238V229H235V230H233L232 229V234L230 233V231H231V229H228L229 228V224H227L226 222H228L229 220V212H230V208L231 207H229V205L231 206L232 205V201H233V197L237 194V193H239L240 192V189L238 190V187H237V184L241 181V179L243 178V177H241V176H243L245 173H244V171H247V168L249 167V166H251V165H253L255 162H257V160H258V158H260V155H258V154H260V144L259 145H255V146H253V148L251 147V146H249V149L250 150H252L253 152H252V154H251V151H249V150H247L248 148H243V149H245V150H243V151H245V152H243V151H239V152H237V149H239V147L237 148V149H235L234 150V148L236 147V145H237V142L238 141H241V137H242V132H243V134H244V131H246V130H244V131H241V133L239 132V139L237 138V141H235V143H233L231 146H233L234 145V147H229L230 148V153H231V155L233 156V160H232V157H231V155H230V158L231 159H229V160H231V161H238L239 162V164L241 163V165H239L238 164V162H236L238 165H236V163H232L231 161H229L230 163H231V165H233L232 166V168H233V171H232V168H231V166H229L230 168V170L232 171V172H234L233 174L235 175V176H233L232 175V177H234V178H229L228 180H227V182L229 181V184H227L226 182L225 183H220L218 180V182L216 181V180H214L215 181V183L214 182H212L213 181V179L211 180V178L210 177H208L210 180H205V182H207V184H208V186L210 185V186H212L211 184L213 183V185H214V187L212 186L210 189L208 188V194H207V191H206V189L204 188V190L203 189H201L200 191L201 192H203L204 194H202L201 192H199L198 194L200 195V193H201V196L199 197L198 196V194H197V196L199 197L197 200H195L194 202H192V203H190V204H188L187 206H185V207H183V203H184V200H182L181 198V200H175L174 201V203L173 202H171L169 205H168V207L166 208V211L165 212H163V216H162V212L161 213H159V214H161V216H162V218L160 217V219L163 221V222H161V221H159V227L161 228H159V229H156V231H157V234H154L156 231H153V229L151 230V231H149V235L148 234H145L146 232H148L147 231V229H145V233H143L144 232V230L142 229V231H141V233L139 232V226H142L143 228L145 227V224L143 223V222H141L140 224H139V226H136L135 225V227H134V230H133V228H132V230L134 231V232H137L138 233V235H136L137 233H135L134 234V232H132L133 234H134V237H137L138 236V238H137V240H136V242H134L133 243V245H127V246H129V247H127L128 248V250H126V252L128 251V253L129 252H131V253H129L131 256H132V253H133V255L134 256H129L128 254V256H126L127 257V259H129V260H127L126 259V257H125V255L124 254H126V253H124L123 255L124 256H122V258L123 257H125V258H123L122 260L120 259V255L118 254L119 253V250L120 249H118V242H117V240H115L114 239V237L113 238H111V240L112 239H114V241H116L117 242V244H116V242L114 243V241H113V243H110V237H112L111 235L113 234V232L116 230V231H118L117 233H115L114 232V234H113V236H115L116 234H120V233H122L121 231L123 230L122 228V225H119L120 224V222H115V221H118V219H119V217H121L120 216V214L122 213H125L127 210L129 211V212H131L130 210H133L134 211V209H137L136 207H138L137 206V204L136 203H134L135 202V199H137V197H139L144 191L146 192L148 189H146V188H149V187H152V185L154 184V182L156 183V179H158V176L159 175H161V173H162V171H163V169H164V165L166 164V157H168V154H167V150L170 152V148L172 147L171 145H172V143H173V141L176 143V141L177 140H179V139H177V137H178V134H179V132H180V130H182V129H184L183 127L184 126H187L186 124H189L190 122H191V120L192 119H190V118H193L192 116L194 115L195 116V113H197V110H195V112L194 113H192L191 114V116H188L187 118H186V120L184 119L183 120V123H181L182 125H180L181 126V128H179L180 130H178V132L176 131L172 136H169L170 138H172L171 139V141H170V138H168V142L164 145L165 147H163V150L161 149L160 151H162V152H158V153H160V154H158L157 153V155H155L153 158H152V160L154 161H152L151 162V160H144L143 159V157H141L143 160H144V162L145 163H143V160H140L139 158H137V159H135L134 161L136 162V165L135 166H137V163H138V165H140L138 168L136 167V168H134V165L132 166L133 168H129V166H131L130 164H129V166H128V168H126V164H125V162L124 161H122L123 163H121L122 164V166L121 165H117L116 167H118V166H120L119 168H117L118 170H119V172H120V175L118 176L117 174H118V171L115 169L116 167L115 166H112L111 168L113 169H109V167H110V164H114V163H112L113 161H111V160H109V158H110V155H111V151H113L112 150V148L110 147V144H111V146H112V143L113 142H110L111 141V139L113 140L114 139V137H111V136H113L114 134H115V132L118 130V132L120 131V128H118V127H120V126H117L118 124L116 123H114V121H116V119H113L114 117H113V115H114V113L113 112H115V110H116V112H117V107H116V109L114 108L113 109V112H111V114H106L105 113V116H111V118L114 120H110L111 118H108V119H106L105 120V116L103 115L104 113H103V108H100V106L102 107V106H104V102L106 103V101H107V99H106V97H104V96H101L100 95V97L101 98H99V96H97V97H95L94 95L92 96V95H89V96H87L88 98V102H86V98H84V99H79L80 97L79 96H77L78 97V103L79 104H77V101L75 102V98H76V96H75V98H74V96H72L73 94V91H76V90H79V88H77V87H80V86H83V88H81V89H84L85 88V86L84 85H82L84 82H88L89 80L88 79H85V78H83V77H86L87 75L88 76H92V74L91 73H87L86 71H84V74L83 73H81V72H83L82 71V69L84 68V65L82 64L81 65V63H83V59H81V56H79V55H77V50H80L81 48H76L77 50L75 51L74 49L75 48H73V46H72V48L68 51H66L65 53H64V56H62V55H60V57L59 56H57V57H59V58H61V59H59V58H57L58 60H59V62H62V61H64V63L65 62H67V63H65V64H62V65H60V66H58L59 68L57 69V70H53L54 72H55V74L56 75H59V74H61V75H59V76H56L55 74H53V71H48V70H51V69H48V67L45 69L44 67H43V65H47L46 63H47V61L49 62V60H51L50 58H53L54 57V55H53V52L51 51L52 50V48H54L55 47V49H57L56 47L58 46V44H59V47H60V45L61 44H63L64 42L66 43V44H63L62 45V47L63 46H65V45H67L68 46V42L70 41H65V38H66V36L67 37H69L70 35H72V37L70 38V39H74V37H76L77 35H78V33L80 32V34H79V36H81V35H85L87 32V34H89V32H91V29L89 30V28L91 27L92 29H93V27L95 26V24L97 23L96 22V20L98 21L100 18H101V16L103 15V14H105L106 12H108V11H111V10H115L117 7H118V5L122 2V0H42V1H34V0H25ZM120 1V2H119ZM40 2V3H39ZM45 2V3H44ZM10 4V3H9ZM38 4H40L39 5V7H38ZM43 4V6H41ZM69 4V5H68ZM147 5V4H146ZM146 5H145V8L146 9H148V6L146 7ZM51 6V7H50ZM68 6V7H67ZM44 8L45 9V11H44V9H42L41 11H40V9L39 8ZM46 7V8H45ZM66 7H67V9H66ZM70 7V8H69ZM111 8H113V9H111ZM32 9H33V11H32ZM67 11H69V10H74V16L76 15L77 17H74L73 15H71V16H69L68 18H67V16H66V18H67V20H66V18L64 19L63 18V16L65 17V15H63V14H66V10ZM38 10V11H37ZM48 10V11H49ZM65 10V11H64ZM73 10H72V12H73ZM102 10V11H101ZM148 10H150V12H151V10L152 9H148ZM154 10V9H153ZM152 10V11H153ZM28 11H30V10H28ZM39 11H40V15H39ZM58 11H60V12H58ZM64 11V12H63ZM57 12V13H56ZM75 12H76V14H75ZM154 12V11H153ZM28 13V12H27ZM30 13V12H29ZM44 13H46V14H44ZM60 13H62V17H59L61 14ZM53 14H56V15H58V18H57V16H55L54 15V17H53ZM79 16H78V15ZM82 14V15H81ZM25 15H27V14H25ZM37 15H39V16H37ZM7 17H9L10 16V19H12L13 17V22H16L17 21V19L19 20V21H21V20H25L24 18H23V15H6ZM11 16H13V17H11ZM17 19H16V18ZM47 17V16H46ZM56 17V18H55ZM82 17H83V19H82ZM85 17V18H84ZM21 18V19H20ZM70 18V19H69ZM88 18V19H87ZM58 19V21L56 22V20ZM61 19V27H62V31L60 30V28L61 27H56V28H59V30L57 29V32H55L56 31V29H54L53 30V28H55L54 26L55 25H57L58 24V22H59V20ZM62 19H64V20H62ZM86 19V20H85ZM95 19V20H94ZM12 20H10V22L12 21ZM15 20V21H14ZM44 20V21H43ZM49 21H51V23H48ZM62 21H63V24H62ZM67 21V22H66ZM70 21V22H69ZM113 21L114 20H109L108 21V23H109V25H108V27H106L105 26V28H104V30L105 29H107V31L105 30V32H102V34L100 33V31H97V32H99L100 33V35H102V36H100L99 35V33H98V35L97 34H95V35H97V38L99 39H97L96 41H97V44H95V42H94V46H97V47H95L94 48V51L96 52V53H99V54H104V53H106L105 51H104V47L106 48V49H110V46H112L113 45V43H107V41L109 40V38H107L108 37V35L110 34L111 35V33H113L114 32V30L116 31V32H121V33H126V31L127 30H129V29H127L128 28V26H129V28H130V24H127V23H129V22H124L123 21V23L124 24H127L126 25V27L124 28V24L122 23V19H119L118 20V23L117 24H115V23H113ZM115 21H116V19H115ZM114 21V22H115ZM122 23V25H121V23ZM13 22L11 23V26L10 27H13L14 26V24H13ZM35 22H36V20H35ZM54 22V24H52ZM55 22H56V24H55ZM95 22V23H94ZM41 23V24H40ZM119 23H120V26H119ZM77 24V25H76ZM82 24H83V27H82ZM111 24V25H110ZM115 24V25H114ZM52 25H54L53 27H52ZM66 25V26H65ZM93 25V26H92ZM118 27H117V26ZM64 26V27H63ZM79 26V27H78ZM89 26V27H88ZM111 26H113L114 27V29H113V27H111ZM122 26V27H121ZM15 27V26H14ZM39 29H37V28ZM69 27V28H68ZM71 27V28H70ZM78 29H77V28ZM117 27V28H116ZM43 28H44V30H43ZM52 28V29H51ZM83 28V29H82ZM103 28H101V29H103ZM121 28H123V29H121ZM13 31L14 30H16L17 28H11ZM22 29H23V31L24 32H22ZM45 29H46V31H45ZM68 29V30H67ZM70 29V30H69ZM72 29V30H71ZM73 29H74V31H73ZM108 29H110V30H112V31H110V33H109V30ZM120 29H121V31H120ZM38 30V31H37ZM49 30H51L52 32H50ZM76 30H80L79 32L77 31L76 32ZM81 30H83V32H84V34H82L83 32L81 31ZM100 30V29H99ZM124 30H126V31H124ZM36 31V32H35ZM69 33H68V32ZM101 31H103V30H101ZM16 32V31H15ZM54 32V33H53ZM59 32V33H58ZM63 32V33H62ZM66 32H67V34H66ZM73 32V33H72ZM74 32H75V35H74ZM116 32H114V33H116ZM31 33V34H30ZM35 33H37L36 35H35ZM53 33V34H52ZM61 33V34H60ZM65 33V34H64ZM70 33H72V34H70ZM77 33V34H76ZM109 33V34H108ZM24 34V35H23ZM70 34V35H69ZM86 34V35H87ZM107 36H106V35ZM23 35V36H22ZM31 35H33V36H31ZM35 35V36H34ZM45 35H46V37H45ZM55 35V36H54ZM59 37H58V36ZM64 35H66V36H64ZM95 35H93V38L95 39ZM105 35V36H104ZM115 35V37H116V35L117 34H114ZM114 35L112 34V38L114 39L115 37H114ZM27 38H26V37ZM95 36V37H94ZM62 37V39L64 40V42H63V40H62V42L63 43H59V42H61V41H59V40H61L60 38ZM99 37H101V39L103 38L104 40V43L106 42L108 45H107V47H106V43H105V45H104V43L101 41L100 42V38ZM50 38H51V40H50ZM19 39V40H18ZM26 39V40H25ZM108 39V40H107ZM113 39H111L112 41H113ZM236 39V40H235ZM233 41H232V43L233 44H231L232 45V47H231V45H230V47H229V49H228V52H227V56H226V58H228V59H231V58H233V56H234V53L236 52V45L238 44L237 42L240 40V37L238 36V37H236ZM25 40V41H24ZM50 40V41H49ZM68 40V39H67ZM110 40V41H111ZM38 42V43H37ZM56 43V45H55V43ZM237 44H236V43ZM35 43H36V45H35ZM50 43V44H49ZM70 43V42H69ZM99 43V44H98ZM102 43V44H101ZM32 44V45H31ZM102 46H101V45ZM234 44H235V46H234ZM100 45V46H99ZM30 46V47H29ZM54 46V47H53ZM92 47H93V40H92V45H91ZM25 47H26V50H25ZM32 47V48H31ZM42 49H41V48ZM47 47V48H46ZM51 47V48H50ZM61 47V48H62ZM79 47V46H78ZM109 47V48H108ZM113 47V46H112ZM235 47V49H233ZM27 48H28V50H27ZM48 48H50L51 50H49ZM61 48H59V50L58 51H60V49ZM69 48V47H68ZM98 48H100L99 50H102L103 52H100V51H98ZM44 49V50H43ZM73 49V50H72ZM105 49V50H106ZM20 50V49H19ZM54 50V49H53ZM57 50H55V51H57ZM81 50H83V49H81ZM108 50H106V51H108ZM39 51V52H38ZM49 51V52H48ZM72 51H75V52H72ZM67 52H70V53H68L67 54ZM42 53V54H41ZM50 53H51V55H50ZM55 53V52H54ZM75 53H76V56H74L75 55ZM233 53V54H232ZM45 54V55H44ZM47 54V55H46ZM73 55V56H71V55ZM39 55H40V57H39ZM53 55V56H52ZM68 55V57H66ZM70 55V56H69ZM230 55V56H229ZM19 56H20V54H19ZM43 57V58H42ZM45 57V58H44ZM50 57V58H49ZM65 59V57H66V61L65 60H62L63 58ZM70 57V58H69ZM77 59H76V58ZM30 58H33V56H31ZM42 58V59H41ZM69 59V61H68V59ZM80 60H79V59ZM83 58V57H82ZM102 58H103V60H106V57H103L102 56ZM38 59V60H37ZM40 59V60H39ZM71 59V60H70ZM74 59V60H73ZM76 59V60H75ZM55 60V59H54ZM57 60V61H58ZM62 60V61H61ZM73 60V61H72ZM34 61H35V63H34ZM36 61L38 62V63H36ZM42 61H43V63H45V61H46V63L45 64H43L42 63ZM52 61V60H51ZM79 61H81V62H79ZM74 62V63H73ZM75 62H79V63H75ZM68 63H70V64H68ZM72 63V64H71ZM43 64V65H42ZM68 64V65H67ZM75 64H77L80 68L78 69V66L76 65V66H74ZM80 64V65H79ZM151 63H149L148 65H150ZM32 65V66H31ZM40 65H42V67L44 68V72H43V74L45 73V77L46 78H48L49 77V75H50V79H47L46 80V82L45 81H43L44 79H46L45 77H43V76H41L42 74H40V73H42L41 71H43L42 69V67L40 66ZM65 66V68H66V70H65V68H64V66ZM148 65H146V66H148ZM34 66V67H33ZM69 66V67H68ZM151 66V65H150ZM41 69H40V68ZM46 67V66H45ZM50 67V66H49ZM53 67H55V66H53ZM52 67V68H53ZM61 67H63V69L61 68ZM72 67V68H71ZM77 67V68H76ZM24 68H26V67H24ZM31 68H32V70H31ZM35 68H36V70H35ZM72 70H71V69ZM76 68V72H78V73H73V72H75V69ZM30 69V70H29ZM48 69V70H47ZM62 72H64L65 73V71H66V73H65V75L66 76H68V77H66L65 75V78L63 77V74L64 73H60L61 71ZM69 69H70V71H71V73L72 74H68L67 75V73H70V71H69ZM80 69H81V71H80ZM144 69H147L146 67H144ZM150 69V68H149ZM58 70H59V72H58ZM69 72H68V71ZM86 70V69H85ZM148 70V69H147ZM34 71V72H33ZM40 73H39V72ZM38 72V73H37ZM49 73V75H48V73ZM86 72V73H85ZM28 73V74H27ZM35 73L36 74H40L39 76H41V77H35L36 75H35ZM217 73H219V71L217 70V71H215V73L213 74L214 76L210 79V80H208V82H207V84L206 85H208V86H206V85H204V87L206 88V89H208V92H210L211 90H209L212 86H213V83H215V80H216V78H217V76L220 74H217ZM30 74V75H29ZM33 74L35 75V76H33ZM87 74V75H86ZM132 74H133V72H132ZM217 74V75H216ZM46 75H48V76H46ZM51 75H53V77H52V79H51ZM54 75H55V78H54ZM73 75V76H72ZM80 78L79 80H80V83H79V80H78V77ZM83 75H86V76H83ZM128 76L127 77H129L130 75H131V73H128L127 74ZM27 76V77H26ZM83 76V77H82ZM59 77H62V79H59ZM75 77V78H74ZM40 78V79H39ZM44 78V79H43ZM66 78H67V80H66ZM71 78H74V79H71ZM130 78V77H129ZM131 78H133V76L131 77ZM130 78V79H131ZM38 79V80H37ZM41 79H43V80H41ZM57 81V82H55V80ZM63 79H65L66 80V82H65V80H63ZM82 79V80H81ZM83 79H85L84 81H83ZM215 79V80H214ZM36 80L39 82H36ZM52 80V81H51ZM69 80V81H68ZM73 81L74 80V82L76 81V80H78L77 82L79 83V84H77L76 82L74 83V82H71V81ZM88 80V81H87ZM49 81V82H48ZM63 81V83H62V86L65 88V89H63L62 88V86H61V82ZM67 81H68V83H67ZM92 81V80H91ZM209 81H211V82H213V83H211V82H209ZM37 84H36V83ZM41 82V83H40ZM49 83V85H48V83ZM51 82V83H50ZM59 82V83H58ZM65 82V83H64ZM72 84H71V83ZM82 82V83H81ZM43 83V84H42ZM44 83H46V84H44ZM58 83V84H57ZM67 83V84H66ZM89 83H90V81H89ZM89 83H84V84H89ZM107 83V82H106ZM109 83V82H108ZM107 83V84H108ZM38 84H39V86H38ZM41 84V85H40ZM57 84V85H56ZM64 84V85H63ZM106 84V85H107ZM122 84L124 85V84H126V83H124V82H122ZM210 84V85H209ZM44 85V86H43ZM46 85V86H45ZM48 85V86H47ZM79 85V86H78ZM105 84L104 85H101V88L100 89H104V88H107L110 84H108L107 86H106ZM118 85V84H117ZM121 85V84H120ZM119 85V86H120ZM122 85V86H123ZM34 86V87H33ZM58 86V87H57ZM59 86H61V87H59ZM67 86H69V87H67ZM70 86H72L71 88H70ZM121 86V87H122ZM125 86V85H124ZM124 86H123V88H124ZM39 87H41V88H39ZM126 87V86H125ZM214 87V86H213ZM48 88V89H47ZM69 88V91L67 90V89ZM77 88V89H76ZM111 88H113L114 89V87L113 86H111ZM53 89V91H51ZM57 89H58V91L59 92H63V93H68L67 95L68 96H72L71 98H70V101H69V97L67 96V95H61V96H63V97H60V94H59V92L57 91ZM60 89V90H59ZM71 89H74V90H72V92L71 93H69L70 92V90ZM86 89V88H85ZM84 89V90H85ZM122 89V88H121ZM205 89V91H207ZM45 90H47L48 91V93L50 92L51 94H53V92L55 93V94H53V95H56L55 97L53 96V95H49L48 93H46L47 91H45ZM63 90V91H62ZM81 90H79V94L80 93H84V91H81ZM76 92H78V91H76ZM48 94V95H47ZM75 94V93H74ZM77 95H78V93H76ZM75 94V95H76ZM58 95V96H57ZM82 95V94H81ZM80 95V96H81ZM84 95V94H83ZM87 95V94H86ZM50 96H51V98H52V100L53 99H55L56 101H60V102H58V103H56V101L54 102L53 101V104H58V105H52V103H50V101H52V100H50L51 98H50ZM92 97V99H91V97ZM107 96H109L108 94H107ZM7 97V96H6ZM65 97V98H64ZM81 97H83V96H81ZM93 97H95L96 98V100H95V98H93ZM102 97H103V100H102ZM50 98V99H49ZM59 98V99H58ZM64 99V100H62V99ZM67 98V99H66ZM91 100H90V99ZM104 98L106 99V100H104ZM108 98V97H107ZM4 99V98H3ZM8 99V98H7ZM11 99V98H10ZM73 99V100H72ZM99 99V100H98ZM109 100H110V98H108ZM9 100V99H8ZM50 100V101H49ZM80 100H82V101H80ZM85 100V101H84ZM95 100V101H94ZM101 100H102V103H101ZM107 101V103L108 102H110V101ZM66 101H68V102H66ZM92 101H94V102H92ZM104 101V102H103ZM9 102H10V100H9ZM62 102V103H61ZM97 102V103H96ZM49 103V104H48ZM64 103V104H63ZM68 104V105H66V104ZM99 103V104H98ZM101 103V104H100ZM106 103V104H107ZM6 104H8L7 103V101H6ZM62 104V105H61ZM70 104V105H69ZM81 104V105H80ZM82 104H84L83 106H82ZM86 104H87V106L88 107H90L91 105L93 106H96V108H97V112H93V110H96V108H94V107H90V108H87L86 109ZM64 105V106H63ZM78 105V106H77ZM30 106V107H29ZM82 106V107H81ZM86 106V107H85ZM45 107H46V109H45ZM85 107V109H83ZM1 108V107H0ZM81 108V109H80ZM7 109V108H6ZM5 109V110H6ZM54 109V110H53ZM83 109V111H81ZM90 109V110H89ZM91 109H93V110H91ZM102 109V110H101ZM22 110V111H21ZM45 110V111H44ZM87 110V111H86ZM102 111V115H101V111ZM4 111V110H3ZM7 111V110H6ZM21 113H20V112ZM51 111V112H50ZM62 111H64V112H62ZM82 112H84L83 113V115H86L85 117L81 114ZM85 112H87V113H85ZM91 112V113H90ZM19 113H20V115H19ZM40 113V114H39ZM80 113V114H79ZM93 113L94 114H96V115H93ZM9 114H11V112H9ZM15 114H17V116L15 115ZM33 114V115H32ZM87 114L88 115H90V116H87ZM92 114V115H91ZM116 114V113H115ZM76 115V116H75ZM81 117H83V118H81ZM99 115V116H98ZM100 115H101V117H100ZM9 116V115H8ZM78 116V117H77ZM115 116V115H114ZM12 117V118H11ZM63 117L64 118H68L67 120H69L70 122L72 121L73 123H72V130L71 129H68V128H66V125L67 124H65L64 125V121H62V119H63ZM89 119V118H92L93 120H91V119H87V118ZM102 117H104L103 119H101ZM87 119V120H83V119ZM104 121H109L108 123H104V124H102ZM84 121L87 123L88 121H90V124H92L91 125V127H89L90 129H92V131H90V129H88V126H90V124L89 125H87L86 126V130H84V127H83V123H84ZM92 121V122H91ZM94 121V122H93ZM112 121V124L110 123ZM117 122V121H116ZM189 122V123H188ZM89 123V122H88ZM87 123V124H88ZM102 124V126H101V124ZM113 123L115 124L114 126H113ZM85 124V123H84ZM61 126V127H60ZM115 126H117V127H115ZM96 127H100V128H97V131L95 130L96 129ZM115 127V128H114ZM93 128H94V130H93ZM103 128V129H102ZM112 128V129H111ZM123 128L125 129V127H123V126H121V131L119 132L121 135H122V132H123ZM39 129V130H38ZM102 129V130H101ZM114 129H116L115 130V132H113V130ZM98 130H100L101 131V133H102V136H101V134H99L100 133V131H98ZM103 130H105V131H107V133H105ZM6 131V132H5ZM87 131V132H86ZM96 131V132H95ZM81 132V133H80ZM89 132V133H88ZM3 133H4V136H3ZM118 133V134H119ZM124 133V132H123ZM68 134V135H67ZM87 134L88 135H92L91 137L90 136H87ZM93 134H94V136H93ZM99 134V137L97 138V135ZM107 134V135H106ZM116 134H117V132H116ZM119 134V135H120ZM176 134V135H175ZM118 135V136H119ZM85 136V137H84ZM125 136V135H124ZM176 136V137H175ZM244 136V135H243ZM88 137V138H87ZM117 137V136H116ZM236 137V136H235ZM234 137V138H235ZM95 139V141L94 140H92V141H90L91 139ZM97 138V139H96ZM108 138H110V139H108ZM6 139V140H5ZM13 139V140H12ZM99 139H101L100 141H99ZM236 139V138H235ZM242 139H243V137H242ZM78 140V141H77ZM103 140H105V142L103 141ZM107 140V141H106ZM109 140V141H108ZM176 140V141H175ZM88 141V142H87ZM103 141V142H102ZM170 141V142H169ZM86 142V143H85ZM17 143V144H16ZM96 143V144H95ZM107 143V144H106ZM110 143V144H109ZM175 143H173V144H175ZM107 145V146H105V145ZM114 144V143H113ZM21 145V146H20ZM91 145V146H90ZM170 147H169V146ZM2 146V147H1ZM238 146V145H237ZM257 146V147H256ZM18 147V148H17ZM92 147V148H91ZM104 147V148H103ZM106 147V148H105ZM255 147V148H254ZM16 148H17V150H16ZM23 148V149H22ZM62 149V151L61 152H58V151H56V149ZM165 148V149H164ZM13 149V150H12ZM83 149V150H82ZM108 149V150H107ZM254 149H256V150H254ZM2 150V151H1ZM16 150V151H15ZM122 150H123V152H122ZM122 150L120 151V153L122 154V158L123 159H127L128 161H129V159L130 158H132L129 154L127 155V151L125 152V150L122 148ZM229 150V149H228ZM240 150V149H239ZM18 151V152H17ZM165 151V152H164ZM233 151H236L238 154H233L234 152ZM11 152V153H10ZM13 152V153H12ZM15 152V153H14ZM23 152V153H22ZM94 152V153H93ZM102 152V153H101ZM244 153V155H242L243 153ZM256 152V153H255ZM26 153V154H25ZM84 153V154H83ZM90 153V154H89ZM108 153H110L109 155H106V154H108ZM124 153V154H123ZM14 154H16V155H14ZM19 154H21V155H19ZM23 154V155H22ZM93 154V155H92ZM104 154V155H103ZM245 154H249L248 156L247 155H245ZM251 154V155H250ZM91 157H90V156ZM17 156V157H16ZM86 156V157H85ZM93 156V157H92ZM127 156V157H126ZM236 156H239L238 158H242V162H243V165H242V162L240 161V159H238ZM243 156H244V159H243ZM105 157H106V159H105ZM124 157H126V158H124ZM128 157H130L129 159H128ZM251 157V158H250ZM254 157V158H253ZM17 158H19V159H17ZM40 158V159H39ZM86 158H87V160H86ZM93 158V159H92ZM253 158V159H252ZM2 159V160H1ZM10 159V160H9ZM26 159V160H25ZM134 159V158H133ZM24 160V161H23ZM35 160V161H34ZM94 160H96V161H94ZM126 160V161H127ZM244 160V161H243ZM245 160H248V163L247 162H245ZM250 160V161H249ZM23 161V162H22ZM30 161L32 162V163H30ZM103 161V162H102ZM38 162V163H37ZM96 162H97V164H96ZM134 162V163H135ZM251 162V163H250ZM252 162H253V164H252ZM29 163V164H28ZM101 163V164H100ZM106 163H108V165L106 164ZM141 163L143 164V166L141 165ZM152 163V164H151ZM229 163V164H230ZM245 163V164H244ZM248 165H247V164ZM14 164V165H13ZM78 164V165H77ZM93 164V165H92ZM102 164H104V167H106L107 169H109V170H112V171H108L107 172V170H106V172H105V170L103 169V167H101V166H103ZM124 164H125V166H124ZM151 164V165H150ZM10 165H11V167H10ZM16 165V166H15ZM48 167H47V166ZM67 165V166H66ZM98 165H100V167L98 166ZM114 165H116V163L114 164ZM145 165V166H144ZM235 165H236V170L234 169L235 168ZM23 166V167H22ZM31 166H34V167H31ZM90 166V167H89ZM141 166H142V168H141ZM150 166V167H149ZM12 167H13V169H12ZM18 167H19V169H18ZM20 167H22V169L20 168ZM95 167H97V168H95ZM121 167H122V169H121ZM237 167H238V169H239V171L237 172ZM240 167V168H239ZM241 167H242V169H241ZM244 167H246L245 169H244ZM11 168V172L8 170V169H10ZM16 168V169H15ZM38 168V169H37ZM80 168H81V170H80ZM90 168H92V169H90ZM101 168H102V170H101ZM105 168V169H106ZM5 169H7L8 170V174H7V179H9V180H7L6 179V173H7V170H5ZM27 169V168H26ZM25 169V170H26ZM99 169L101 170V171H103L104 170V174H102L101 173V171H99ZM121 169V170H120ZM126 169L128 170V169H130V170H128L129 171V173H127V175L126 174H123V176L125 175V177H121V174H122V172L123 171H126ZM135 169H139V170H136V172H134V170ZM140 169H142V170H144L143 171V173H142V171L140 172ZM12 170H14L13 172H12ZM17 170H19V172L17 171ZM69 170V171H68ZM88 170V171H87ZM90 170V171H89ZM94 170V172H95V174H98L99 172L102 174V175H100L99 176V178H98V176L97 177H95L94 175V173H93V175H91L92 174V171ZM98 170V171H97ZM115 170V171H114ZM132 170V171H131ZM146 170V171H145ZM244 170V171H243ZM5 171H6V173H5ZM16 171H17V176H16V174H15V176H14V174L13 173H16ZM21 171V172H20ZM28 171H29V169L27 170V172H26V174L28 173ZM68 171V172H67ZM72 171H73V173L75 174V175H73L72 176ZM114 171V172H113ZM122 171V172H121ZM128 171H126V172H128ZM154 171V172H153ZM235 171H236V173H235ZM64 172V173H63ZM67 172V173H66ZM112 172V173H111ZM126 172H124V173H126ZM231 172V173H232ZM240 172V173H239ZM13 175H12V174ZM50 173V174H49ZM99 173V174H100ZM158 173V174H157ZM29 174V173H28ZM66 174L69 176V178H68V176H67V178L68 179H70V180H68L67 182L65 181V180H67V178H66ZM79 176H77V175ZM88 176H93V177H95V178H97L96 180L97 181H99V182H101L102 180H100L103 176L104 177H106L103 181H105V182H103L102 184H105V188L106 187H108V190H106L105 188H104V185H102V187H99L97 190L98 191H96V192H98L97 194H101V195H105V196H103V197H101V195H100V197L101 198H98L99 196L97 195L96 196V198H98V200L96 201L95 199V196H93V194L94 193H96L95 191H93L94 193H91L90 194V197H92L93 196V198H91V200H93L94 201V203L96 204H94V203H92L93 201H91L90 200V198H88V200H90L89 202H91V204L88 202V204L89 205H92V206H94L93 207V209L91 208L92 206H89L88 204H87V202L85 201V202H83V203H81L82 205H80V206H78L77 208H76V206H74V205H77V203H74L75 201H74V199H75V195L74 194H71V190L72 189H74V190H72V191H76L77 189H76V187H78V186H80V185H84L85 184V187H87L88 189H90V187L92 186V183H93V181H90V182H88L87 183V179H86V177H87V175ZM98 174V175H99ZM130 174V175H129ZM134 174V175H133ZM140 174H141V176H140ZM10 175V176H9ZM44 175V176H43ZM71 175V176H70ZM82 175H84V177L82 176ZM111 175V176H110ZM239 175V176H238ZM13 176V177H12ZM78 178H80V179H78ZM102 176V177H101ZM116 176H118L117 177V179H116ZM135 176V177H134ZM137 176H138V178H137ZM5 177V178H4ZM74 177V178H73ZM101 177V178H100ZM126 177H127V180H126ZM66 178V179H65ZM72 178H73V180H72ZM84 178V179H83ZM109 178V179H108ZM125 178V179H124ZM130 178V179H129ZM133 178V179H132ZM136 180H135V179ZM142 178V179H141ZM147 178V179H146ZM149 178V179H148ZM10 179H15L14 180V182H13V180H12V183H10V185L12 184V186L10 187L9 185H8V183L9 182H11L10 181ZM63 179V180H62ZM76 179V180H75ZM81 179H82V181H81ZM109 181H108V180ZM123 179V180H122ZM130 181H129V180ZM132 179V180H131ZM216 179V178H215ZM48 180H49V183L47 184V182H48ZM71 180L72 181H74V182H72V184H71ZM85 180H86V183H85ZM110 180L112 181L111 183H112V185H111V183H110ZM119 180H121V181H119ZM148 180V181H147ZM150 180V181H149ZM6 181H8V182H6ZM60 181H62V182H60ZM64 181V182H63ZM70 181V182H69ZM79 181H80V183H79ZM106 181H108L107 183H108V185L110 186H106ZM119 182L120 183V185H117V184H119V183H117V182ZM148 183H147V182ZM154 181V182H153ZM209 181H211L210 182V184H209ZM6 184H5V183ZM52 182V183H51ZM114 182V183H113ZM150 182H153V183H150ZM217 182V183H216ZM45 183V184H44ZM67 183V184H66ZM68 183H69V185H68ZM82 183V184H81ZM124 183V184H123ZM132 183V184H131ZM41 184V185H40ZM75 184V185H74ZM123 184V185H122ZM128 184H129V186H128ZM149 184H150V186H149ZM218 184V186H216ZM221 184H222V186H221ZM44 187H46L45 189L43 188V186ZM50 185V186H49ZM65 185V186H64ZM72 185V186H71ZM223 185H225V188H224V186ZM232 185L234 186V187H232ZM9 186V187H8ZM68 186V187H67ZM69 186H70V188H69ZM76 186V187H75ZM125 186H127V187H125ZM149 186V187H148ZM209 186V187H210ZM6 187V188H5ZM14 187V186H13ZM34 187V188H33ZM33 187H31V192H30V194H31V196L33 195V197L34 198H36V195H38V193L36 194V193H34V189L37 187H35V186H33ZM73 187V188H72ZM82 187V186H81ZM117 187V188H116ZM119 187V188H118ZM122 187H123V189H122ZM138 187V188H137ZM154 187V186H153ZM216 187H218V189L216 188ZM220 187H223L222 189L220 188ZM227 187V188H226ZM237 187V188H236ZM47 188H49L48 190L50 191H47ZM69 189L68 190V192L70 193H68V192H64L66 189ZM102 188H104L103 190H105V192L104 191H102L101 189ZM109 188H111V189H109ZM114 188H115V190H114ZM130 188V189H129ZM213 188V189H212ZM215 188H216V190H215ZM235 188V189H234ZM7 189V190H6ZM29 189V188H28ZM65 189V190H64ZM78 189H79V187H78ZM135 189V190H134ZM144 189V190H143ZM211 189H212V191H213V193L211 192ZM219 189H220V191H219ZM226 189V190H225ZM237 189V190H236ZM39 190H38V192H39ZM45 191V194H48L47 196H48V200H47V196H46V198H45V196H43V194H44V191ZM52 190V191H51ZM54 190V191H53ZM101 190V191H100ZM109 190L110 191H112V192H110L109 193ZM130 190V191H129ZM138 190V191H137ZM143 190V191H142ZM149 190L151 191L152 190V188L150 189L149 188ZM153 190H154V188H153ZM152 190V191H153ZM209 190H210V192H209ZM260 190V189H259ZM4 191V192H3ZM29 191H30V189L28 190V195H29ZM63 191V193H60V192H62ZM67 191V190H66ZM118 191V192H117ZM125 191V193H127L128 195L126 196L125 195V193H123ZM149 191V192H150ZM152 191L149 193L150 194V196L149 197H151L152 195V198L153 199H155V197H158L157 195H156V193H155V191H153V193H152ZM214 191H215V193H214ZM25 192V193H26ZM40 192H39V194H40ZM47 192V193H46ZM53 192V194H51ZM77 192V191H76ZM114 192V193H113ZM117 192V193H116ZM123 194H122V193ZM10 193V192H9ZM55 193V194H54ZM66 193V194H65ZM78 193V192H77ZM113 193V194H112ZM118 193H120V194H118ZM139 193V194H138ZM141 193V194H140ZM236 193V194H235ZM15 194V193H14ZM36 194V195H35ZM62 194V195H61ZM65 194V197L63 196ZM111 195V197H110V195ZM130 194V195H129ZM10 195H11V193H10ZM10 195L9 196H7V200L9 199H12L11 197H10ZM16 196H18L17 194H15ZM53 195H55V196H57V198L55 199L56 201H57V199L59 198V199H61L60 201H61V203L59 202V199H58V201H57V203L55 202L54 203V205L56 206V207H54V206H52V203L50 204V202H49V200H52L54 197H53ZM61 195V196H60ZM92 195V196H91ZM108 195V196H107ZM120 195H122V196H120ZM206 195H207V197L208 198H206ZM210 195V196H209ZM247 195V194H246ZM245 195V197H247ZM14 197L13 199H14V201L15 200H17L18 198V202H19V205L21 206L22 205V201H24V198L25 197ZM30 196V197H31ZM39 196V195H38ZM41 196V195H40ZM53 197L52 199H50V197ZM59 196V197H58ZM72 196V197H71ZM75 196V197H74ZM116 196V197H115ZM120 196V197H119ZM126 196V197H125ZM136 196V197H135ZM64 197V198H63ZM108 197V198H107ZM122 197H123V199H122ZM135 197V198H134ZM202 197L204 198V200L202 199ZM223 197V198H222ZM249 197V196H248ZM4 198V197H3ZM16 198V199H15ZM104 198H106V199H104ZM110 198V199H109ZM112 198V199H111ZM152 198H150V199H152ZM4 199H6V197L4 198ZM13 199L10 201V203L9 204H13V203H15V202H13V203H11L12 201H13ZM31 199H33L32 197H31ZM46 199V200H45ZM70 199V200H69ZM100 199H102V200H100ZM120 199H122V200H120ZM126 199V200H125ZM185 199V198H184ZM255 199V200H254ZM1 200V199H0ZM37 199H35V201H36ZM54 200V201H55ZM76 200V199H75ZM103 200H105V201H103ZM107 200V201H106ZM111 200V201H110ZM199 200H200V202H199ZM47 203H46V202ZM54 201H51V202H54ZM102 201V202H101ZM134 201V202H133ZM182 202V204H181V202ZM199 202V204H198V202ZM254 201V202H253ZM1 202V201H0ZM4 202H6L5 200H4ZM8 202L9 201H7V205H8V208H9V204H8ZM18 202H16V205H17V203ZM49 202V203H48ZM62 202H64V203H62ZM100 202H101V204H100ZM108 204H106V203ZM201 202H204V203H201ZM209 202V203H208ZM2 203V202H1ZM58 203L60 204L59 205V207L61 208H59L58 207ZM72 203L74 204V205H72ZM115 203V204H114ZM118 203V204H117ZM127 203V204H126ZM134 203V204H133ZM177 203V204H176ZM180 203V204H179ZM208 203V204H207ZM62 204V205H61ZM84 204V205H83ZM86 204V205H85ZM100 204V205H99ZM106 204V206H104V205ZM110 204V205H109ZM172 204V205H171ZM1 205V204H0ZM5 205V204H4ZM3 205V203H2V206H0L2 209L4 208L5 209V213H7V215H8V212L9 211H7L6 212V208H5V206ZM14 205V204H13ZM12 205V206H13ZM66 205V206H65ZM173 205H174V207H173ZM215 205V206H214ZM11 206V207H12ZM65 206V207H64ZM83 206V207H82ZM114 206V207H113ZM123 206V207H122ZM169 206H170V208H169ZM176 206H177V208H176ZM181 206V207H180ZM189 206V207H188ZM190 206H191V208H190ZM199 207L200 206V208L198 209L197 207ZM202 206V207H201ZM227 206V207H226ZM254 206H255V208H254ZM11 207H10V209H11ZM15 207V206H14ZM14 207H13V209H14ZM54 209H53V208ZM81 207V208H80ZM90 207V208H89ZM259 207V208H258ZM0 208V209H1ZM21 208V207H20ZM19 208V209H20ZM50 208V209H49ZM74 208V209H73ZM131 208V209H130ZM134 208V209H133ZM141 208H145V207H138V210H136L137 212H141V213H144V211H145V209H144V211H143V209H141ZM169 208V209H168ZM181 208H183V209H181ZM210 210H209V209ZM257 208H258V210H257ZM1 209V210H2ZM12 209V210H13ZM18 209V210H19ZM60 209V210H59ZM91 209H92V212H91ZM106 209V210H105ZM113 209H114V211H113ZM130 209V210H129ZM139 209H141L142 211H139ZM175 209H177L178 210V212L179 213H177V210L175 211ZM214 211H212V210ZM215 209V210H214ZM221 209V210H220ZM8 210V209H7ZM15 210V209H14ZM68 210V211H67ZM80 210V211H79ZM87 210H90V211H88V214H87ZM99 210V211H98ZM109 210V211H108ZM118 210V211H117ZM171 210V211H170ZM188 210H189V212H188ZM196 210V211H195ZM207 210H208V212H207ZM3 211V210H2ZM11 211V210H10ZM45 211L47 212V213H45ZM61 211V212H60ZM65 211V212H64ZM71 211V212H70ZM94 211V212H93ZM125 211V212H124ZM136 211H134L135 213H137ZM175 211V212H174ZM184 211L185 212H187V213H184ZM200 211V212H199ZM211 211V212H210ZM36 212V213H37ZM70 214H69V213ZM83 213V215H82V213ZM97 214H96V213ZM110 212V213H109ZM207 214H206V213ZM209 212H210V214H209ZM256 212V213H255ZM257 212H258V214H257ZM36 213L34 214V211H33V213L31 214V215H36ZM39 213L36 215L38 218L37 219H39L40 217L42 218V215H41V213H40V215H39ZM62 215H61V214ZM89 213H91V214H89ZM96 215H95V214ZM128 213V212H127ZM126 213V214H127ZM167 213H168V215H167ZM174 213V214H173ZM175 213H177L178 214V217L176 216L177 214H175ZM184 215H183V214ZM202 213H203V215H202ZM214 213V214H213ZM223 213V214H222ZM1 214V213H0ZM3 214L4 213H2V216H3ZM9 214H10V212H9ZM60 214V215H59ZM65 215V217H64V219H63V217L62 216H64ZM80 214V216L82 215V217H81V219L78 217V215ZM166 214V215H165ZM180 214V215H179ZM217 216H216V215ZM249 214V215H248ZM16 215H15V217H16ZM33 215V216H34ZM51 215V216H50ZM87 215V216H86ZM95 215V216H94ZM124 215V214H123ZM188 215V216H187ZM194 215V216H193ZM209 215H211V217L209 216ZM228 215V216H227ZM44 216V215H43ZM67 216V217H66ZM86 216V217H85ZM158 216V215H157ZM168 217V219L166 218V217ZM175 216V217H174ZM184 216V217H183ZM214 216V217H213ZM227 218H226V217ZM257 216L259 217V218H257ZM6 217H4V219L6 218ZM45 217V216H44ZM43 217V218H44ZM73 217V218H72ZM76 217H78L77 219H76ZM91 217V218H90ZM180 217V218H179ZM202 217V219L204 220H202V219H197V218H201ZM206 217V218H205ZM209 217H210V220H208L209 219ZM251 217V218H250ZM254 217L257 219V220H255V221H257V222H259V223H257V222H255L254 221ZM17 218L15 219V220H17ZM39 219V220H37L38 222L41 220V221H43V219ZM48 218V219H47ZM49 218H52V219H49ZM74 218H75V221H74ZM85 218V219H84ZM90 218V219H89ZM93 218V219H92ZM94 218H95V220H94ZM97 218V219H96ZM98 218H99V220H98ZM102 218V219H101ZM158 218V217H157ZM172 218V219H171ZM173 218H175L176 220L175 221H173L174 219ZM179 218V220H177ZM208 218V219H207ZM223 218V219H222ZM34 219H35V216H34ZM93 221H92V220ZM117 219V220H116ZM193 219V220H192ZM18 220V221H19ZM45 220H48V221H46L45 222ZM52 221L51 223H50V221ZM62 220V221H61ZM77 220H79V221H77ZM86 220H88V223H89V225L88 224H86L87 222H86ZM103 220V221H102ZM158 220L159 219H157V222H158ZM168 222H167V221ZM170 220H171V222H170ZM190 220V221H189ZM195 220H196V222H195ZM197 220H198V222H199V225H198V222H197ZM199 220H202L201 222L199 221ZM253 220V221H252ZM0 221H3V217H1L0 216ZM5 221V220H4ZM14 221V220H13ZM17 221V222H18ZM64 221V222H63ZM74 221V222H73ZM76 221L77 222H79V223H76ZM95 221V222H94ZM97 221H98V223H97ZM120 221V220H119ZM177 221H179V222H177ZM189 221V222H188ZM225 221V222H224ZM251 221H252V223H251ZM16 222V221H15ZM15 222H13L12 224L14 225V223ZM82 222V223H81ZM86 222V223H85ZM91 222H93V223H91ZM165 222V223H164ZM173 222H175L174 224H173ZM177 222V223H176ZM187 222V224H185ZM194 222H195V224H194ZM205 222V223H204ZM212 222V223H211ZM19 223V222H18ZM34 223H35V221H34ZM40 223H38L39 224V226H40ZM56 223H58V224H56ZM72 223H74V225H75V227H73L74 225L72 224ZM77 225H76V224ZM188 223H189V225H188ZM202 223H204V225H202ZM224 223V224H223ZM226 223V224H225ZM256 223V224H255ZM2 224V223H1ZM16 224V223H15ZM38 224H34V225H38ZM55 224V225H54ZM64 224V225H63ZM78 224L79 225H81L82 224V226L83 227H85V225H86V227H88V229H89V227H90V229L89 230H91V232L90 231H86V230H84V229H86V228H82V226H78ZM84 224V225H83ZM95 224H96V226H95ZM111 224V225H110ZM117 224H118V226H117ZM168 224V225H167ZM195 225V228L193 227L194 225ZM248 224H249V222H248ZM4 225V224H3ZM2 225V226H3ZM52 225H54L55 227H53ZM62 225H63V227H62ZM91 225H92V227L93 226H95V227H93V228H91ZM114 225L115 226H117V227H119V228H117L116 229V227H114ZM170 225V226H169ZM201 225V226H200ZM224 225V226H223ZM227 225V226H226ZM243 225H244V223H243ZM242 225V229H244V226ZM257 226V228H256V226ZM1 226V225H0ZM0 227V228H3L2 230L4 231L5 229H4V226L3 227ZM17 226V225H16ZM57 226H58V229H57ZM77 226V227H76ZM111 228V229H113V227H114V231L113 230H111L109 227ZM113 226V227H112ZM158 226H156L157 228H158ZM161 226H164L163 227V230H162V227ZM166 226H167V228H166ZM186 226V227H185ZM189 226V227H188ZM223 226V227H222ZM226 226V227H225ZM14 227H15V225H14ZM141 227V228H142ZM169 227V228H168ZM183 227V228H182ZM184 227H185V229H184ZM198 227V228H197ZM33 230H32V229ZM63 228V229H62ZM75 228H77L76 230H75V232L73 231ZM78 228H82V230L81 229H78ZM173 228V229H172ZM193 230H192V229ZM226 228H227V230H226ZM238 228V227H237ZM239 228H240V226H239ZM247 228H248V226H247ZM118 229H122L121 231L120 230H118ZM155 229V228H154ZM166 229V230H165ZM194 229L196 230V231H194ZM197 229H199V231L197 230ZM242 229H241V231H242ZM22 230V229H21ZM80 230V231H79ZM100 230V231H99ZM111 232H110V231ZM136 230H138V231H136ZM179 230V231H178ZM184 232H186V233H184ZM188 232H187V231ZM189 230H190V232H189ZM220 230V231H219ZM221 230L223 231V232H221ZM238 230V231H237ZM257 230H260V226H259V229H257ZM49 231V232H48ZM67 231V232H66ZM81 231H83V233H87L85 236H84V234H82V232ZM85 231V232H84ZM108 231H109V233H108ZM153 231V232H152ZM158 231H160V234H159V232ZM194 231V232H193ZM197 231H198V233H197ZM205 231V232H204ZM215 231H217V232H215ZM218 231H219V233H218ZM248 231V232H249ZM0 232H2V231H0ZM48 232V233H47ZM50 232H51V235H50ZM68 232H70L72 235H70ZM93 232V233H92ZM96 232V233H95ZM98 232V233H97ZM162 232H164V233H162ZM180 232V233H179ZM182 232V233H181ZM204 232V233H203ZM224 232L225 233H229L228 235L227 234H224ZM234 232H236V233H234ZM253 232V233H252ZM46 233V234H45ZM75 233H76V235H75ZM96 235H95V234ZM107 233V234H106ZM111 233V234H110ZM140 233V234H139ZM154 234V236H152V234ZM172 233V234H171ZM184 233V234H183ZM189 233V234H188ZM194 233V234H193ZM202 233V234H201ZM218 233V234H217ZM239 233V232H238ZM247 233V232H246ZM49 234V235H48ZM69 234V235H68ZM77 234H78V236H77ZM83 236H82V235ZM91 234H93V235H91ZM106 235V237H105V235ZM132 234V235H133ZM142 234H144L143 236H142ZM159 234V235H158ZM163 234V235H162ZM185 234H186V236H185ZM203 234H205V235H203ZM208 234V235H207ZM217 235V238L215 237L216 235ZM223 234V235H222ZM234 234L237 236V237H235L236 238V240H235V238H234ZM0 235H1V233H0ZM79 235L81 236V238L83 239L84 237H88L87 239L85 238V242L83 243V242H79V240H80V237H79ZM104 235V236H103ZM136 235V236H135ZM146 235H147V237H146ZM190 235V236H189ZM202 236L201 237V239H200V236ZM218 235L220 236V235H222V236H220L219 237V240H218ZM226 235V236H225ZM231 235V236H230ZM22 236H23V234H22ZM46 236L49 238H46ZM60 236V237H59ZM65 236V237H64ZM75 237L74 239H73V237ZM96 236V237H95ZM109 236V237H108ZM117 236V235H116ZM115 236V237H116ZM143 237V238H141L142 239V241H143V243H144V241H145V244H143L142 243V241H141V239L139 238V237ZM149 236H151V237H153L152 239H151V237L149 238ZM156 236H158L157 238H156ZM160 236V237H159ZM209 236V242H207L206 241V239H207V237ZM213 236V237H212ZM27 237V236H26ZM27 237V238H28ZM39 237H40V239H39ZM43 237V238H42ZM52 237V238H51ZM70 237V238H69ZM78 237V239L79 240H77L76 238ZM155 237V238H154ZM183 237V238H182ZM198 237H199V239H198ZM206 237V238H205ZM210 237H211V239H210ZM223 237H224V239H223ZM67 238V239H66ZM103 238V239H102ZM105 238V239H104ZM130 238H133V237H130ZM130 238H129V240H130ZM146 238V239H145ZM149 238V239H148ZM172 238V239H171ZM228 238H231V240L230 239H228ZM256 238V239H255ZM29 239V238H28ZM33 239V240H34ZM38 239L40 240L39 242H38ZM52 240L51 242H49L48 240H47V242H49V243H45V240ZM102 239V240H101ZM147 239H148V241H147ZM226 239V240H225ZM22 239H20V241H21ZM32 240V241H33ZM42 240H44V241H42ZM54 240V241H53ZM72 240H74V241H72ZM107 242H106V241ZM134 240V241H135ZM138 240H140L138 243H137V241ZM149 240L152 242V241H155V242H157V243H155V242H152V243H150L149 242ZM173 240V241H172ZM176 240V241H175ZM178 240V241H177ZM193 240V241H192ZM213 241V243H212V241ZM233 240V241H232ZM236 241V246L233 244L235 241ZM239 240V241H238ZM255 240H258V242H254ZM19 241V240H18ZM84 241V240H83ZM90 241V242H89ZM99 241V242H98ZM100 241L101 242H104V244L105 243H107V244H105V246H107V248L104 250V251H106V252H104L103 251V249H104V245L102 246L101 245V243H100ZM172 241V242H171ZM192 241V242H191ZM201 241V242H200ZM205 241H206V243H205ZM223 241H225V243L223 242ZM229 241H230V243H229ZM233 243H232V242ZM16 243H20V242H17V241H15ZM36 242H37V244H36ZM73 242V243H72ZM79 242V243H78ZM96 242H98V243H96ZM110 244H109V243ZM130 242V241H129ZM133 242V241H132ZM141 242V243H140ZM176 242V243H175ZM200 242V243H199ZM211 242V243H210ZM238 242V243H237ZM242 242H244V243H242ZM16 243H14L13 245H15ZM71 243V244H70ZM83 243V244H82ZM100 243V244H99ZM127 243H128V240H127ZM139 243H140V247L137 249L136 247H138L139 246ZM148 243V244H147ZM150 243V244H149ZM175 244V245H173V244ZM210 243V244H209ZM245 243H247V244H245ZM38 244H40V245H38ZM51 244V245H50ZM68 244H70V246L68 245ZM73 244V245H72ZM79 244V245H78ZM100 245V248H101V246H102V251H99L100 253H105V255L103 256H101V258L99 257L100 256V253L98 254V255H96V253L95 252H97L98 250H100V249H98L99 248V245ZM103 244V243H102ZM126 244V243H125ZM130 244H132V243H130ZM134 244H136V245H134ZM138 244V245H137ZM147 244V245H146ZM182 244V245H181ZM185 244V245H184ZM209 244V245H208ZM75 245V246H74ZM87 245V246H86ZM91 245V246H90ZM98 245V246H97ZM113 245H114V247H113ZM143 245H146V246H148V247H143ZM161 245V246H160ZM170 247H169V246ZM200 245V246H199ZM204 245H206L205 247H204ZM213 245L215 246V245H217V246H215V247H213ZM218 245H219V247H218ZM220 245H221V247H220ZM232 245H234V247L232 246ZM32 246H34V243H32ZM69 246V248H66V247H68ZM90 246V247H89ZM113 247V248H111V247ZM136 246V247H135ZM157 248H156V247ZM199 246V247H198ZM244 246H246V249L244 250ZM77 247V248H76ZM86 247V248H85ZM93 247V248H92ZM110 247V249H108ZM132 247V249L130 250V248ZM143 247V248H142ZM152 247H154V248H152ZM173 248V247H175V248H173V249H175V250H173L172 249V251H171V249H168V248ZM202 249H201V248ZM209 247V248H208ZM211 247H212V249H211ZM256 247V246H255ZM7 248V247H6ZM30 248V249H29ZM41 248V249H40ZM76 248V250H74ZM82 248V249H81ZM92 248V249H91ZM97 248V249H96ZM126 248V249H127ZM155 248L156 249H158V252L159 251H161V252H159L160 253V255H159V253L157 252V250H155ZM204 248V249H203ZM214 248V249H213ZM32 249H31V251L30 252H32ZM39 249V250H38ZM51 249V250H50ZM68 249V250H67ZM80 249V250H79ZM108 249V250H107ZM115 249H117V250H115ZM137 249V250H136ZM141 249H143V250H141ZM147 249V250H146ZM149 249H151L150 251H149ZM166 249V250H165ZM168 249V250H167ZM178 249V250H177ZM202 250V252H199L198 250ZM208 249V250H207ZM209 249H211L210 250V252H208L209 251ZM248 249H249V251H248ZM54 250V251H53ZM82 250V251H81ZM97 250V251H96ZM112 250V251H111ZM135 250V251H134ZM139 250V251H138ZM153 250H155V251H153ZM164 250V251H163ZM200 250V251H201ZM214 250H217V252L216 251H214ZM233 250V249H232ZM232 250H230V253L232 252ZM79 251H81V252H79ZM95 251V252H94ZM111 251V252H110ZM114 251V252H113ZM132 251H134V252H136V253H134V252H132ZM138 251V252H137ZM145 253H144V252ZM204 251V252H203ZM257 251H259V248L257 247ZM40 252V253H39ZM108 252H110V253H108ZM113 252V253H112ZM123 252H125V251H123ZM149 252V253H148ZM153 252H156V253H153ZM162 252H164L163 254H161ZM167 252V253H166ZM169 252H171L170 254H169ZM190 252V253H189ZM54 253H56V254H54ZM79 255H78V254ZM94 253H95V255H94ZM98 253V252H97ZM116 254V256L115 255H113V254ZM142 253H144V254H142ZM147 253H148V255H147ZM151 253H153V254H151ZM198 253V254H197ZM200 253V254H199ZM229 252H228V254H230ZM251 253V254H250ZM259 253H260V251H259ZM14 254V253H13ZM155 254H157V256H155ZM211 254H212V256H211ZM217 254V255H216ZM220 254V255H219ZM228 254H226V257L227 258H229L228 257ZM5 255H7L6 253H5ZM94 255V256H93ZM107 255V256H106ZM113 255V256H112ZM118 255V256H117ZM150 255V256H149ZM214 255L216 256V258L214 257ZM219 255V256H218ZM252 255H254V256H252ZM50 256V257H49ZM75 256H77V257H75ZM80 256V257H79ZM97 256H98V258H100V260L102 261V262H100L99 263V261H95V260H97L98 258H97ZM106 256V257H105ZM135 256H137V257H135ZM146 256V257H145ZM152 256L154 257L155 256V258L157 259L158 258V256H159V258H160V263L158 262V260H159V258L156 260V261H154L153 259L154 258H152ZM194 256H196L197 257V259L194 257ZM245 256V255H244ZM248 256H250V257H248ZM252 256V257H251ZM73 257V258H72ZM92 257V258H91ZM103 257H105L104 259H102ZM115 257H118L117 259L115 258ZM152 258L151 259V261H149L150 260V258ZM167 257H169V258H167ZM207 257V256H206ZM212 257H214L213 259H211ZM252 259V261H250L249 259ZM8 259V260H5V259ZM72 258V259H71ZM76 258V259H75ZM131 258V259H130ZM135 258V259H134ZM10 259V260H9ZM38 259V260H37ZM69 259V260H68ZM92 259V260H91ZM94 259V260H93ZM113 259H114V261H113ZM118 259H120L119 260V262H117L118 261ZM139 259V260H138ZM196 259V260H195ZM16 260V261H15ZM23 260H25V258L23 259ZM23 260L21 261V263L23 262ZM73 260V261H72ZM89 260H91V261H89ZM117 260V261H116ZM133 260V262H131V263H129L130 261H132ZM134 260H136V261H134ZM173 260V261H172ZM195 260V261H194ZM199 260V261H198ZM229 261H233V262H235L236 263V261H234V260H230V258L228 259ZM228 260H226L227 261V263H230ZM247 260L249 261V262H247ZM26 261V260H25ZM75 261V262H74ZM112 261V262H111ZM115 261H116V263H115ZM144 261H145V263H144ZM213 261H215V262H213ZM217 261H220V262H217ZM1 263H2V261H0ZM8 262V263H7ZM13 262V263H12ZM69 262V263H68ZM142 262V263H141ZM148 262V263H147ZM150 262V263H149ZM174 262V263H173ZM96 263V264H97ZM125 263V264H126ZM24 264H27V261H26V263H24ZM200 264H205L204 263V261H202V263H200ZM231 264V263H230ZM234 264V263H233ZM238 264H242V262H240V263H238ZM243 264H244V262H243Z\"/></svg>","mask_w":264,"mask_h":264}]
</instances>
